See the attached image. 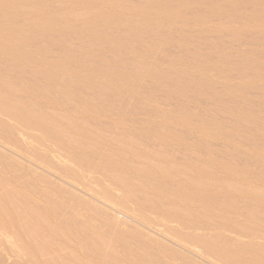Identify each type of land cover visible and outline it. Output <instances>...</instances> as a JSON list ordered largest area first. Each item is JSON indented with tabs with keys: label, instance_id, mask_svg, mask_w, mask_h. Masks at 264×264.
Listing matches in <instances>:
<instances>
[{
	"label": "rangeland",
	"instance_id": "374dc122",
	"mask_svg": "<svg viewBox=\"0 0 264 264\" xmlns=\"http://www.w3.org/2000/svg\"><path fill=\"white\" fill-rule=\"evenodd\" d=\"M260 1L259 0H190V1L189 0L188 1L187 0H4V1L0 0V46L2 47V48L0 47V50H1L0 51V59H1L0 60V79H2L0 80V84L4 82L1 85L5 87L3 88L0 85L1 86L0 91H2L0 92V96L2 95L3 97L1 96V98L7 101V104H5L6 101L4 103L5 106L10 105V108L13 107L14 109L17 108L20 110L21 108L20 105L23 104L21 111L28 110V112L26 111L24 112L22 111L23 113L21 111L19 112L22 114L25 113L24 116H27V115L30 116V115H33V113L34 115L35 113L36 114L39 113V115H43V116L45 115L42 121L36 120L34 116L30 117L29 119L30 121L27 119L28 122L24 120L22 121V119L20 120L19 118V120L23 123L21 122L19 123V121L13 117V119L18 121L19 125H17L16 124L17 122H14L15 120H13L12 118L9 120V118L6 117V115L8 114L10 115V113L8 112L6 107H5L6 110L3 107L4 101L3 100H2L3 102L1 101L3 106L0 105L1 106L0 111H3V109L4 111L0 112V115L3 116V117L1 116L3 119L7 118V121L5 119L3 120L0 117L1 118L0 119L1 120L0 121V124H1L0 125V128H1L0 129V184H1L0 185V189H1L0 190L1 191L0 192V196H1L0 197L1 198L0 199V210H1L0 211L1 212L0 214V220H1L0 233L3 232L0 234V237H1L0 238V264H31V263L32 264L33 263L34 264L36 263L37 264H42V263L43 264H54L53 262L54 260H55V264H60V263L61 264L62 263L63 264H74V262L75 264H114V263L115 264H231L232 263L233 264L235 261H236L235 264H240V263L241 264H246V263L247 264H252V263L253 264H264V254H263L264 253L263 251L264 250V227H263L264 226V218H263L264 217L263 215L264 214V209H263L264 208V201H263L264 200L263 198L264 197V194H263L264 193V182H263L264 181V85H263L264 84L263 83L264 82V68H263L264 66V16H263L264 15V0H260ZM214 3L215 4L217 3V4L215 5ZM190 4L194 6L190 7ZM167 5L170 8L166 7ZM184 5L185 6L187 5V6L185 7ZM257 5H259L260 8H257L259 7ZM216 8H218V11H215ZM162 9L165 11V13H169V15L165 14ZM171 11L172 12L174 11L175 13L173 12L172 14ZM253 12H254V15H253ZM256 13L260 16H258ZM208 14L211 16H209ZM170 15L172 16L173 19L171 18ZM252 15L254 19L252 18ZM178 16L181 18H179ZM200 16L201 18L204 17L205 19L204 20L201 19ZM257 17L261 19L258 21ZM249 21H251L250 24H249ZM259 23L263 25H260ZM245 25H246V28L250 27V29L249 30L248 28L245 29ZM259 27H260V30H259ZM262 27H263V30H262ZM255 28L256 30L258 29L257 32L255 31ZM21 32H23V34ZM12 34L13 36L17 35V38L19 37L18 34L22 36V37L20 36L18 39L14 38V40L10 38L11 40H13L11 42L13 44L15 43L14 45L10 44L11 42H10V39L8 38ZM23 35H25L26 37H24ZM20 38H23V39H21L20 41ZM3 40L4 41L7 40V41L4 42ZM2 44L4 46L6 45L5 46L6 48H9V44L13 45L11 46V48L13 47V49L11 48L6 49L5 47L3 48ZM2 49L4 51L9 50L11 52L9 53L8 51L7 53H3ZM11 53L16 58L13 57ZM4 54H6V56ZM251 54L254 56H252ZM254 58H256L257 61ZM58 59L61 61H59ZM251 59L254 60V62ZM15 60L17 61V63H15L16 62ZM62 60H64V62ZM249 62H252L253 64L250 63L249 65ZM63 63H65V66L63 65ZM61 65L63 66L61 67L62 69L60 68ZM88 67H93L95 69L93 68L89 69ZM220 68L222 71L220 70ZM190 69L191 71H188ZM45 70L46 71L49 70L51 73L49 71L48 72L51 75L49 74L48 76V72H46ZM71 70L73 72H71ZM62 71H63V74H62ZM69 71L71 72V74ZM43 72H46L47 74L44 73L45 74L44 75ZM89 72L91 73V76ZM217 72L219 75L217 74ZM222 72H224L225 75ZM110 75L112 78H110ZM80 76H83L81 77L83 79V80L81 79V81H80ZM162 76L164 77V79ZM42 77H43V80H42ZM56 77H57V81H55ZM86 77H88V79ZM168 77H170L173 81L169 79ZM47 78H50V79H47ZM118 78L120 79V81ZM166 78L167 80H165ZM114 79L116 80L117 83L115 82ZM187 79L190 81H188ZM176 80H181V81L179 82L177 81V84H176ZM58 81H60V83ZM170 82H173V84ZM226 82H228L227 85L229 84V86H226ZM61 83L62 84L65 83V85H62ZM178 83H181V84H178ZM3 84L8 85V87L4 86ZM42 84L46 85V87ZM102 84L103 85L106 84V87L102 86ZM40 85H42L44 88H41L42 86ZM92 85H94L95 87L92 88L93 87ZM181 85L183 86L181 87ZM29 86H32L31 88L33 90H31ZM65 86L67 89L65 88ZM74 86L75 87L77 86V87L75 88ZM27 87L29 89H27ZM52 87L53 88L55 87V89H53ZM71 87L73 88V90ZM45 89L47 90L45 91ZM41 91L42 93L40 94L39 92ZM48 91L49 92L51 91V92L48 93ZM35 92H37L38 94ZM90 98L92 100H90ZM54 99H58V100L54 101ZM13 101L16 103L14 104ZM86 102L88 103V105ZM10 103L13 105H11ZM92 103H94L95 105ZM84 104H86V106H84ZM14 105L15 106L17 105V107H14ZM96 108H100V109L102 108V109L100 110ZM82 109H85V110L87 109L88 112L87 111L85 112V110H82ZM106 109L107 111H105ZM240 109H241V112H240ZM41 110H44V111H41ZM103 110L104 112H101ZM5 111L8 114H5L6 113ZM45 111L47 114L48 113L49 114L47 115ZM41 112L45 114H41ZM179 113L180 115H178ZM79 114H82V115H79ZM9 115L8 117H10ZM48 116L50 117L47 118ZM59 116L61 117V119ZM181 116H183L184 118L182 117L183 119H181L180 118ZM244 116L247 118L245 119ZM45 117L47 119H45ZM160 118L161 119L164 118L165 120L164 119L161 120ZM49 119L50 120L53 119L54 121L53 120L50 121ZM47 120L49 123L47 122ZM37 121H39V123ZM176 121H178V123ZM26 122L30 126L27 125ZM81 122L83 123L82 129H81L82 126L79 127L80 124L82 125ZM205 122H207L208 124ZM33 123L35 124L38 123V124L35 127ZM40 123L41 125L42 124L43 125L41 126ZM192 123L195 125V127L193 126ZM38 125L41 127L42 131L44 130L43 128H46L45 130H47V133L51 131L52 133L50 132V134H53V135L45 134V136L47 135L45 137L42 131H38L39 130V128H37L39 127ZM47 125H49V127ZM186 125H188L189 127H186ZM55 126L57 127L55 128ZM70 126L72 128L74 127L72 129L74 132L71 131ZM208 126L211 128L214 127L215 130L213 128L212 129L208 128ZM14 127H15V130L21 129L23 132H24V129L25 130L28 129L29 132L30 130H32L31 132L33 134H31L30 136L31 132L30 133L25 132V135L27 134V136L25 137L24 133L21 130H19L20 132L17 131L18 133L15 130H13ZM33 128L35 129V131L37 130L36 131L37 133L39 132L38 134L40 137L32 136L35 134ZM193 128H196V129H193ZM79 129H81L80 132H79ZM88 129H89V132L87 131ZM198 129L200 131H198ZM53 130L56 133L55 136H54L55 133H53ZM212 130L214 131L218 130V131L214 132ZM14 131L16 132V134L14 133ZM169 131L170 132L172 131L171 134ZM210 131H211V134L209 133ZM59 132H60V135H59ZM86 132L87 134L89 133L90 134L87 135ZM22 133H23V136H22ZM37 133L35 135H37ZM40 133L41 134L43 133L42 134L43 137ZM80 133L81 135H79ZM215 133H218V134H215ZM91 134L94 135L95 138L96 137L97 138L95 139L94 136H92ZM157 134L161 137H159ZM130 135H132V137ZM154 135H156L157 137ZM19 136L21 137L19 138ZM5 137L6 138L9 137L10 139L7 138L6 140ZM67 137H70V138L67 139ZM90 137L93 138V140ZM46 138L47 140H50L49 141L50 145L46 146V144H44L45 141L48 144V141L46 140ZM61 138L63 139L64 142L62 141ZM128 138L129 139L131 138V139L128 140ZM71 139H73V144H70L72 143ZM24 140H25V146H24ZM39 140H41V142ZM42 140L44 142H42ZM80 140H82L83 143L80 142ZM111 140L113 141L116 140V142L115 141L111 142ZM32 141L36 142V144ZM85 141L87 144H85ZM229 141H232V142H229ZM234 141L236 144L234 143ZM27 142L31 144L34 143L32 145L33 147L30 144L28 145ZM88 142H91V143H88ZM113 143L114 145H111ZM123 143H124L125 148L122 147ZM53 144H55L54 147H53ZM82 144H85V145H82ZM89 144H91V146ZM237 144H240V145L236 146ZM26 145L29 146L30 148L26 147ZM95 145H96V148H95ZM117 145H119V147ZM127 145L129 147L131 146L130 151L128 150L129 148L126 147ZM243 145L246 147V148L244 147L245 150L243 149ZM87 146L89 147L88 149L86 148ZM114 146L116 147L114 148ZM50 147L55 148L54 149L55 151L53 149H50ZM63 147L64 148L67 147V149H64ZM248 147H252L253 149L248 148ZM35 148H37V150H35ZM195 148L197 151L194 150ZM48 150L50 151L48 152L49 154L47 153ZM83 150H84V154L82 155L83 152L81 153V151ZM94 150L96 151L99 150L97 152V154L98 153L99 154L97 155L96 151ZM137 150L139 152H137ZM249 150H251V152ZM56 151H58L59 153L61 151V154H57V153L55 154ZM132 151L136 152L137 157L133 156L135 153L132 154ZM140 151L143 153H141ZM207 151L208 153H206ZM40 152L44 154H41ZM87 152L89 153V155L87 154ZM147 152L149 154H146ZM161 152H163V155ZM65 153L67 154L65 155ZM85 153L88 156H86ZM91 153L94 155H90ZM110 153L111 154L114 153L115 157H114V154L111 155ZM164 153L165 154L167 153L166 156ZM52 154L54 155L51 156ZM68 154L70 156H68ZM151 154L152 156H148ZM157 154H159L160 156L162 155L163 157L162 159L166 158L167 160L164 159L162 161L161 158L158 157L159 155L157 156ZM142 155L144 156L143 162L139 161L143 158ZM59 156H63V157H59ZM90 156L91 157L96 156L97 158L93 157V159H91ZM108 156L109 157L113 156L111 158V161ZM147 156L150 157V159ZM170 156H171V159H170ZM80 157L82 158L84 157V158L82 159ZM98 157H101V158H98ZM65 158L68 159L67 163H66ZM87 158L88 159L90 158V160L92 161L90 160L87 161ZM203 158L205 159V161ZM214 158H216V160ZM57 159L59 163L57 162ZM84 159H85V162L87 161L86 164H84L85 163ZM105 159H109V160H105ZM126 160H128L127 162H129L130 164L125 162ZM209 160H212V161L209 162ZM80 161L82 163L84 162L83 165H80L82 164L80 163ZM102 161L104 163L108 161L109 162L106 163V165L105 164L102 165L103 164ZM120 161H123L124 163L123 162L120 163ZM164 161L165 162L168 161L167 164H164L165 163ZM203 161L205 165L203 164ZM69 162H70V165H69ZM117 162H119V167L117 165L118 164ZM56 163L58 164L56 165ZM90 163L93 164L91 165L92 171L89 170L91 168H88L90 166L89 165ZM110 163L111 164L113 163L112 166H110L111 165ZM126 163L129 165H126ZM146 163H148L147 164L148 166L145 165ZM209 163H210V166H209ZM212 163H213V169L211 167ZM231 163L233 164V166ZM150 164L151 166H149ZM194 164H195V167H194ZM228 164H231V165H228ZM141 165H144V168ZM196 165L197 166L204 165V166L197 167ZM217 165H220L221 168L220 166L217 167ZM227 165L229 168L231 166L233 168L236 166L235 170H232V172L227 171L226 168L229 169ZM171 166L172 167L174 166L172 168L173 170L171 169ZM225 166L226 168L224 169ZM70 167L74 169L76 173L79 172V174L76 175L73 172L74 170L72 171ZM191 167L193 168V170L194 168L196 170H194L193 172ZM242 167L243 169H241ZM98 168H100V170ZM157 168L159 169L157 170ZM202 168L204 170H201ZM66 169H67V172L64 171ZM148 169L149 170L151 169V170L149 171ZM166 169H169V170H166ZM162 170L166 171L165 172L166 174L162 173L164 172ZM170 170L171 172L173 171V175L172 174L170 175L169 173ZM229 170H231V168ZM239 170H241V172ZM99 171L100 172L102 171L101 172L103 174L102 177L104 176V174L106 176L103 178H100L101 173H99ZM196 171L199 173H197ZM219 171L225 172V173L229 172V173H226V174L224 173L225 174L224 175ZM72 172L75 174L73 175L77 179L74 178V176L72 175ZM118 172L120 175L118 174ZM174 172H177V173H174ZM181 172H182V175L180 174ZM83 173H86V174H84L83 176ZM90 173L92 174L93 177L91 176ZM200 173H202V175ZM203 174L209 175L208 178L207 176ZM246 174L248 175V177ZM67 175H69V177H67ZM97 175L98 177H96ZM121 175L124 178L121 177ZM219 175H221L222 177H220ZM2 176H4L3 179H2ZM131 176H134V178ZM144 176L147 179L144 178ZM181 176H184L185 180ZM254 176L256 179H254ZM10 177H11V180H10ZM78 177H80L79 180H81V182L78 180ZM106 177H108V179H106ZM159 177H161V179L165 178L164 181L163 179L161 181ZM212 177H214V179ZM217 177L219 178L218 181H217L218 179ZM98 178L102 180L100 183H98L100 181V179ZM156 178H158V180H156ZM229 178H231V180ZM257 178H260V180H263V181L261 182ZM128 179H130V181ZM145 179L149 181H145ZM182 179L185 184L183 183ZM155 180L157 181L156 185H155ZM190 180L193 182L195 181V182L192 183ZM211 180H214L213 181L214 183H212ZM116 181L118 182L120 181V182L118 183ZM132 181L134 182L131 183ZM209 181L211 184L209 183ZM222 181H223V184H222ZM158 182L163 185L161 186ZM257 182H259V184ZM108 183H110V185H108ZM127 183L128 184L130 183V184L126 185ZM177 183L179 184L177 185ZM195 183L196 184L198 183V184L195 185ZM228 183L232 185H229ZM34 184L36 186H34ZM159 185H160V188H159ZM179 185L188 186V187H184L185 188L184 189L183 186H179ZM202 185H203L202 187L203 190L201 189ZM223 185H224V188H223ZM9 186L10 187L13 186V187L10 188ZM32 186H34V188ZM99 186L101 188L104 187L106 191L103 192L104 188H102L101 190ZM127 186H130V188ZM190 186H193V187H190ZM214 186L217 188H215ZM247 186H250L251 188ZM96 187L98 188V190ZM150 187H153L152 188L153 190ZM239 187L241 188V190ZM37 188L39 189L37 190ZM134 188H137L136 189L137 191L136 190L134 191ZM165 188L167 189L166 190L167 192L165 191ZM192 188L194 189V191ZM19 189L22 191H19ZM117 189L120 190L121 192L119 191L120 192L119 193ZM126 189L127 191H129L127 192V194H129L128 195L129 198L131 196L130 200L128 196L125 199L126 191L124 194V190ZM190 189H192L193 192ZM231 189L232 191H230ZM99 190H101V192H99ZM5 191H7L8 193ZM15 191L16 192L18 191V196H17V193L15 194ZM171 191L172 192L175 191L173 192L175 195L171 193ZM186 191H188V193ZM237 191H239L240 193ZM245 191L246 193H244ZM59 192L60 194H62V196L59 194ZM181 192H184L186 196L182 197L183 193ZM231 192H234V194ZM100 193H103L104 195ZM176 193H177V196H176ZM189 193L191 194L188 196L187 194ZM195 193L198 196L195 195ZM200 193L202 197L204 194L203 198L201 197V195H199ZM7 195L11 197L10 200H9V197H7ZM46 195H48V197ZM106 195H108V197L105 198ZM247 195H249L248 198H247ZM22 197L23 199H19ZM38 198L40 199V201ZM55 198L57 199L60 198V199L57 200ZM210 198L214 201V203ZM4 199L6 201H4ZM45 199H47V201ZM194 199L197 202L194 203ZM257 199H259L260 201H258ZM2 200L4 201V203ZM13 200L15 203H13ZM215 200H217L216 201L217 203L219 202L221 205L223 204L222 207L220 204H218L219 205L218 206L217 203H215ZM226 200L231 203L227 202ZM44 201H46L47 203ZM206 201L207 202L209 201L208 202L209 204L205 203ZM249 201L250 203H252L253 201V203L249 205L250 204ZM10 202H12L13 204ZM16 202L18 203L20 202L21 204L19 203L20 204L19 205ZM54 203H58V204H54ZM62 203L63 205L65 204L64 207L63 205H61ZM141 203H143V205ZM198 203L200 205H198L197 207ZM257 203L259 205H257ZM2 204L4 208L1 206ZM8 204H11V205H8ZM17 204H18V207H17ZM136 204H141V207L140 206L139 208L136 207L138 206ZM174 204L176 207L174 206ZM231 204L232 205L234 204V206H232ZM37 205L38 207L33 208L34 206H37ZM51 205H53L54 207H51ZM169 205L172 207V209L169 208ZM224 205L226 207H223ZM19 206L23 208L19 210L20 209ZM65 206L67 209H65ZM7 207L11 209L9 210ZM29 207L30 209L28 211ZM215 207H218V208L216 209ZM227 207H229L231 210L229 208L228 210ZM252 207L255 208L254 211L256 213V216H254L255 213L253 214L254 211ZM15 208L17 211L19 210V212L14 211ZM24 208H27L26 211ZM31 208H33V211ZM155 208H158V209L155 210ZM175 208L177 209L175 210ZM250 208H252V210ZM57 209L59 211L61 210L60 213L59 211H57ZM64 209L66 210V212ZM146 209H150V210H147V212H145ZM7 210H9V212H7ZM162 210H164L165 212ZM166 210H167V213H166ZM30 211L34 213L32 214ZM38 211L39 212L41 211L40 212L41 214ZM84 211H86V213H84ZM140 211L142 213H140ZM153 211L154 213L157 212L156 214L158 215L153 216L154 215ZM26 212H28L32 218L29 215H27L28 213L26 214ZM47 212L48 213L51 212V213L48 214ZM78 212L81 215H79ZM163 212L165 216L168 214V212L170 214L172 213L173 214L171 216L168 214L167 215L168 217L167 216L163 217L164 216ZM8 213L9 214L11 213V214L9 215ZM17 213H20L18 214L19 217L17 216ZM35 213L36 214L39 213V214L36 215ZM70 213L71 214L74 213L73 216ZM144 213L146 214V216L142 215ZM182 213L184 216L182 215ZM13 214L17 218H15ZM82 214L84 215L86 214V215L84 216ZM11 215L14 216V218ZM243 215H245L246 217ZM250 215H253L254 217H251ZM257 215L260 217L261 221ZM44 216H46L47 218L46 217L43 218ZM59 216L61 217L60 222H59V219H60ZM74 216L77 218H75ZM176 216H178V218ZM237 216L238 217L240 216L239 218L241 220L243 219L242 221L244 223L240 221V219ZM9 217H12L13 219ZM3 218L5 220L7 219L6 220L7 222ZM37 218L40 220L41 224L39 223V220H37ZM48 218L52 221L50 222ZM162 218H164V220ZM254 218L257 219L258 221L254 220ZM55 219H56V222H55ZM80 219H83L82 220L83 222L82 221L80 222ZM84 219H85V222H84ZM156 219H158L160 222L158 220L154 221ZM20 220L22 223L23 222L25 223H23L22 225ZM32 220L34 221V223ZM41 220H44V221H41ZM53 220L55 223L53 222ZM70 220H72V222ZM18 221L21 223V225L18 223ZM70 222L73 224L71 225ZM163 222H165L167 225ZM174 222H176V225ZM239 222H241V224ZM7 223H9L10 225H7ZM50 223H52L51 225L52 227L50 226ZM59 223L62 227L59 226ZM64 223L67 226H64ZM77 223L78 224L80 223L81 226L78 225ZM157 223H160V224L156 226ZM238 223L239 225H236ZM257 223L261 225H258ZM38 224L39 226L40 225L41 226L39 227ZM53 224L54 226L57 225L56 226L57 228L54 227ZM186 224H187V227H186ZM233 224L236 225V229H234L235 227ZM246 224L248 225V228ZM252 224H255V225H252ZM3 226H6V227L4 228ZM28 226L30 227L31 231L32 230L34 231L33 234H30L33 231L31 232L30 230H27L29 229ZM79 226L81 227L80 229H79ZM207 226L208 227L210 226L211 228L210 227L208 228ZM224 226H226L224 229L225 232L224 230H222ZM238 226H239V229L237 228ZM8 227H10L11 230H8ZM87 227H89L88 232L85 233V231H87ZM242 227L245 228L246 230L245 229L243 230ZM34 228L36 229L37 232L40 231L42 233H38L39 236L36 235L37 232L34 230ZM37 228H39L38 229L39 231L37 230ZM64 228H68L69 231ZM19 229L24 230V232L23 231L22 232L23 234L26 232L25 233L26 235L25 234L23 235ZM218 229H221L222 231L221 230L218 231ZM49 230H50L49 233L54 232L53 236H51L52 234L48 233ZM167 230H170V231H167ZM255 230L257 232H255ZM4 231L6 233L9 231V233L6 234ZM59 231L61 232L59 233ZM43 233L45 236L43 235ZM66 233H67V237L66 239L62 238L63 240L62 241L60 239L61 238L60 236L61 235L66 236ZM72 233L73 235H71ZM88 233L89 235H87ZM167 233L170 235H168ZM173 233H176V234H173ZM57 234L60 235L58 238H57L58 236ZM27 235H29L28 238H27ZM183 235H185L184 238H183ZM30 236L31 238H29ZM65 236H62V237L65 238ZM71 236H74L75 238L74 237L70 238ZM83 236L87 238L84 239ZM179 236L182 239L178 238ZM187 236H189L190 238ZM218 237L220 238V240ZM25 238H26V241H25ZM34 238L38 240L36 239L34 240ZM39 238H40V241H39ZM46 238H48V240ZM192 238L194 239V241ZM216 238H218V240ZM18 239H19L18 241L19 243L17 242ZM42 239H45V240H42ZM51 239H52V242H50ZM65 240H67L68 242ZM86 240L87 241L89 240L88 242L90 244H88ZM33 241L34 243L37 241L35 245H37V243L39 242L41 243L43 242L42 243L43 246L41 243H40L41 245L38 244L39 247L36 246L37 248H40V249L42 248L43 250L42 252L36 247H35V250L37 251H34L35 245H32ZM57 241H58V244L56 243ZM203 241H207V242L205 243ZM59 242H61V244ZM63 242H67V244ZM114 242L117 244H115ZM189 242L191 243L193 242V244ZM214 242L215 243L218 242L217 243L218 246L217 244L215 245ZM121 243H122V247H121ZM204 243H205V246L203 245ZM19 244L22 245V247L19 246ZM58 245H60L59 248H58ZM212 245H215V246L213 247ZM219 245L220 247L221 245L222 246L224 245L223 247L225 248L223 247L220 248ZM24 246L28 248L26 249ZM29 246H30V250H29ZM49 246L51 248H49ZM52 246L55 249H53ZM112 246H115L116 249L115 247L113 248ZM45 247L48 249H46ZM98 247H101V249L100 248L98 249ZM196 247L197 248L199 247V248L196 249ZM86 248L88 249L90 248L89 252L87 251L88 249ZM124 248L126 249V251L124 250ZM215 248H217L219 251ZM240 248H242V251L244 252H242ZM260 248L261 250L262 249L263 250L261 251ZM92 249L95 250L96 252L93 251ZM96 249H98V253ZM120 249H123V250H120ZM20 250L21 251L23 250L24 254L20 252ZM79 250L82 252V254H85V255L80 254L81 252L78 253ZM213 250H215L216 252L215 253L211 252ZM255 250L257 254L254 253ZM122 251L124 252V254L122 253ZM34 252L36 253V256ZM37 252L40 253L42 257H39L40 255L37 254ZM116 252L118 253L117 255H115ZM222 252H226L228 255L226 253L225 255ZM258 252L261 254L259 255ZM231 253L233 254L231 255ZM241 253L244 255L245 259ZM251 253L255 255L252 256ZM27 254H30V257L33 255V257H31L32 259ZM223 254L225 258L224 256H222ZM26 255L30 259L26 257ZM74 255H76V257H72ZM37 256L39 257L38 259H37ZM219 256L223 258L220 259ZM250 256L253 257L254 261L251 260ZM256 256L258 257V259ZM70 257L72 258L71 261H70ZM112 257L113 258L115 257L116 259L115 258L113 259ZM240 257L241 259H243V261L239 259ZM75 258L77 259L78 263L76 262ZM229 259H231L232 261ZM245 260H248V261L245 262ZM113 261H116V262L113 263ZM224 261H227V262H224Z\"/></svg>",
	"mask_w": 264,
	"mask_h": 264
},
{
	"label": "bare ground",
	"instance_id": "6f19581e",
	"mask_svg": "<svg viewBox=\"0 0 264 264\" xmlns=\"http://www.w3.org/2000/svg\"><path fill=\"white\" fill-rule=\"evenodd\" d=\"M3 1H4V0H3ZM187 1H188V0H187ZM189 1H190V0H189ZM259 1H260V0H259ZM120 2H121V1H120ZM191 2H193V1H191ZM260 2H262V1H260ZM115 4H116V3H115ZM117 4H119V3H117ZM167 4H168V3H167ZM191 4H192V3H191ZM191 4H190V7L192 6ZM212 4H213V3H212ZM214 4H215V3H214ZM216 4H217V3H216ZM216 4H215V5H216ZM239 4H240V3H239ZM257 4H258V3H257ZM260 4H261V3H260ZM262 4H263V3H262ZM37 5H38V4H37ZM165 5H166V4H165ZM165 5H164V6H165ZM187 5H188V4H187ZM187 5H186V6H187ZM171 6H173V5H171ZM184 6H185V5H184ZM184 6H183V7H184ZM186 6H185V7H186ZM188 6H189V5H188ZM193 6H194V5H193ZM193 6H192V7H193ZM257 6H259V5H257ZM166 7H169V6L167 5ZM174 7H175V6H174ZM169 8H170V7H169ZM181 8H182V7H181ZM257 8H260V6L257 7ZM163 9H164V8H163ZM163 9H162V10H163ZM179 9H180V8H179ZM212 9H213V8H212ZM214 9H215V8H214ZM163 11H164V10H163ZM211 11H213V10H211ZM215 11H218V8H216ZM171 12H172V11H171ZM171 12H170V13H171ZM173 12H174V11H173ZM173 12H172V14H173ZM251 12H252V11H251ZM251 12H250V14H251ZM164 13H165V11H164ZM174 13H175V12H174ZM218 13H219V12H218ZM165 14L169 15V13H165ZM172 14H171V15H172ZM198 14H200V13H198ZM198 14H197V15H198ZM256 14H257V13H256ZM171 15H170V16H171ZM178 15H179V14H178ZM201 15H202V14H201ZM205 15H207V14H205ZM208 15H209V14H208ZM214 15H215V14H214ZM253 15H254V12H253ZM253 15H252V18H253ZM257 15H258V14H257ZM172 16H173V15H172ZM172 16H171V18H172ZM209 16H211V15H209ZM248 16H249V15H248ZM258 16H260V15H258ZM263 16H264V15H263ZM174 17H175V16H174ZM178 17H179V16H178ZM195 17H196V16H195ZM250 17H251V16H250ZM179 18H181V17H179ZM200 18H201V16H200ZM200 18H199V20H200ZM172 19H173V18H172ZM201 19L204 20L205 18L202 17ZM253 19H254V18H253ZM260 19H261V18H260ZM260 19L257 17V20H258V21H259ZM249 20H250V19H249ZM251 20H252V19H251ZM262 20H263V19H262ZM176 21H177V20H176ZM179 21H180V20H179ZM252 21H253V20H252ZM254 21H255V20H254ZM258 21H257V22H258ZM262 22H263V21H262ZM250 23H251V21H249V24H250ZM249 24H248V26H249ZM259 24H260V23H259ZM254 25H255V23H254ZM257 25H258V24H257ZM260 25H263V24H260ZM256 27H257V26H256ZM260 27H261V26H260ZM260 27H259V30H260ZM247 28H248V30L250 29V27H247ZM247 28H246V25H245V29H247ZM253 30H254V29H253ZM257 30H258V29H257ZM257 30H256V28H255V31H256V32H257ZM262 30H263V27H262ZM262 30H261V31H262ZM25 31H26V30H25ZM25 31H24V32H25ZM27 31H28V30H27ZM5 32H6V31H5ZM7 32H8V31H7ZM13 32H14V31H13ZM259 32H260V31H259ZM10 33H11V32H10ZM10 33H8V34H10ZM14 33H15V32H14ZM19 33H20V32H19ZM21 33L23 34V32H21ZM27 34H28V32H27ZM25 35H26V34H25ZM25 35H23V36L26 37ZM1 36H2V35H1ZM8 36H9V35H8ZM12 36H13V34L10 35V37H8V38H9V39L11 38V39H13V40H14V38H17V35H14L13 38H12ZM15 36H16V37H15ZM18 36L20 37L21 35L18 34ZM19 37H18V38H19ZM21 37H22V36H21ZM18 38H17V39H18ZM11 39H10V42L13 41V40H11ZM21 39H23V38H20V41H21ZM7 40H8V39H7ZM7 40H6V41H7ZM3 41H4V40H3ZM6 41H4V42H6ZM15 42H16V41H15ZM5 44H6V43H5ZM10 44H13V43L11 42ZM10 44H9V48H11V46H13L15 43H14L13 45H10ZM2 45H3V44H2ZM5 46H6V45H5ZM5 46L3 45V48H4ZM0 47H1V46H0ZM1 48H2V47H1ZM5 48H6V47H5ZM9 48H6V49H9ZM11 49H13V47H12ZM11 49H10V50H11ZM2 50H3V49H2ZM0 51H1V50H0ZM8 51H9V50H8ZM8 51H7V50H6V51L3 50L2 52H3V53H7ZM10 52H11V51H9V53H10ZM12 52H13V51H12ZM9 53H8V54H9ZM11 54H12V53H11ZM14 54H15V53H14ZM67 54H68V53H67ZM4 55L6 56V54H4ZM12 55H13V54H12ZM16 55H17V54H16ZM251 55H252V54H251ZM251 55H250V56H251ZM8 56H9V55H8ZM65 56H67V55H65ZM65 56H64V58H65ZM246 56H247V55H246ZM252 56H254V55H252ZM252 56H251V57H252ZM13 57H15V56L13 55ZM15 58H16V57H15ZM15 58H14V59H15ZM17 58H18V57H17ZM61 59H63V58H61ZM69 59H70V58H69ZM254 59L257 61L256 58H254ZM0 60H1V59H0ZM58 60H59V59H58ZM65 60H66V58H65ZM70 60H71V59H70ZM70 60H68V61H70ZM251 60H252V59H251ZM2 61H3V60H2ZM15 61H16V60H15ZM55 61H56V60H55ZM59 61H61V60H59ZM62 61L64 62V60H62ZM252 61L254 62V60H252ZM119 62H120V61H119ZM15 63H17V61H16ZM67 63H68V62H67ZM250 63H252V62H249V65H250ZM252 64H253V63H252ZM252 64H251V65H252ZM258 64H259V63H258ZM51 65H52V64H51ZM54 65H55V64H54ZM58 65H59V63H58ZM58 65H57V66H58ZM63 65L65 66V63H63ZM122 65H123V64H122ZM122 65H121V66H122ZM245 65H246V64H245ZM260 65H261V64H260ZM37 66H39V65H37ZM118 66H119V65H118ZM216 66H217V65H216ZM58 67H59V66H58ZM61 67H63V66L61 65L60 68H61ZM217 67H218V66H217ZM220 67H221V66H220ZM223 67H224V66H223ZM225 67H226V66H225ZM247 67H248V66H247ZM257 67H259V66H257ZM261 67H262V66H261ZM88 68L90 69V68H93V67H88ZM188 68H189V67H188ZM221 68H222V67H221ZM221 68H220V70H221ZM263 68H264V66H263ZM51 69H52V68H51ZM56 69H57V67H56ZM61 69H62V68H61ZM64 69H65V68H64ZM85 69H86V68H85ZM93 69H95V68H93ZM191 69H192V68H191ZM191 69L188 70V71H191ZM196 69H197V67H196ZM216 69H217V68H216ZM216 69H215V70H216ZM58 70H60V69H58ZM87 70H88V69H87ZM87 70H85V71H87ZM184 70H185V68H184ZM186 70H187V69H186ZM192 70H193V69H192ZM213 70H214V69H213ZM218 70H219V69H218ZM224 70H225V68H224ZM226 70H227V69H226ZM45 71H46V70H45ZM48 71H49V70H48ZM48 71H46V72H48ZM63 71H64V70H63ZM63 71H62V74H63ZM67 71H68V70H67ZM90 71H91V70H90ZM92 71H93V70H92ZM97 71H98V69H97ZM221 71H222V70H221ZM46 72H43V74L46 73ZM49 72H50V71H49ZM49 72H48V76H49V74L51 73V72H50V73H49ZM57 72H58V71H57ZM69 72H70V71H69ZM71 72H73V71L71 70ZM71 72H70V74H71ZM95 72H96V70H95ZM218 72H219V71H218ZM218 72H217V74H218ZM59 73H60V72H59ZM65 73H66V72H65ZM65 73H64V74H65ZM89 73H90V72H89ZM97 73H98V72H97ZM202 73H204V72H202ZM219 73H220V72H219ZM222 73L224 74V72H222ZM46 74H47V73H46ZM55 74H56V72H55ZM62 74H61V75H62ZM68 74H69V73H68ZM68 74H67V75H68ZM72 74H73V73H72ZM95 74H96V73H95ZM110 74H111V73H110ZM204 74H206V73H204ZM223 74H222V75H223ZM44 75H45V74H44ZM50 75H51V74H50ZM59 75H60V74H59ZM88 75H89V74H88ZM93 75H94V74H93ZM97 75H98V74H97ZM215 75H216V74H215ZM218 75H219V74H218ZM218 75H217V76H218ZM222 75H221V77H222ZM224 75H225V74H224ZM52 76H53V74H52ZM52 76H51V77H52ZM56 76H57V75H56ZM86 76H87V75H86ZM90 76H91V73H90ZM90 76H88V77H90ZM95 76H96V75H95ZM108 76H109V75H108ZM116 76H117V75H116ZM1 77H2V76H1ZM46 77H47V76H46ZM57 77H58V76H57ZM57 77H56V80H55V81H57ZM81 77H83V76H80V81H81V79H82ZM88 77H86V78L88 79ZM162 77H163V76H162ZM209 77H210V76H209ZM225 77H226V76H225ZM225 77H224V78H225ZM44 78H45V77H44ZM77 78H78V77H77ZM86 78H85V79H86ZM91 78H92V77H91ZM110 78H112L111 75H110ZM110 78H109V79H110ZM160 78H161V77H160ZM168 78L171 79L170 77H168ZM224 78H223V79H224ZM228 78H229V76H228ZM45 79H46V78H45ZM47 79H50V78H47ZM54 79H55V78H54ZM59 79H60V78H59ZM75 79H76V78H75ZM85 79H84V80H85ZM87 79H86V80H87ZM118 79H119V78H118ZM163 79H164V77H163ZM169 79H168V80H169ZM203 79H204V78H203ZM210 79H211V78H210ZM230 79H231V78H230ZM230 79H229V80H230ZM0 80H2V79H0ZM42 80H43V77H42ZM42 80H41V81H42ZM65 80H66V79H65ZM65 80H64V81H65ZM82 80H83V79H82ZM96 80H97V79H96ZM111 80H112V79H111ZM114 80H115V79H114ZM165 80H167V78H166ZM171 80H172V79H171ZM187 80H188V79H187ZM187 80H186V81H187ZM225 80H226V79H225ZM3 81H4V80H3ZM61 81H63V80H61ZM66 81H67V80H66ZM75 81H76V80H75ZM90 81H91V80H90ZM119 81H120V79H119ZM162 81H163V80H162ZM169 81H170V80H169ZM172 81H173V80H172ZM177 81L179 82V81H181V80H176V84H177ZM188 81H190V80H188ZM193 81H194V80H193ZM1 82H2V81H1ZM5 82H6V81H5ZM8 82H9V81H8ZM58 82L60 83V81H58ZM72 82H73V81H72ZM76 82H77V81H76ZM76 82H75V83H76ZM88 82H89V81H88ZM115 82H116V80H115ZM166 82H167V81H166ZM174 82H175V81H174ZM203 82H204V81H203ZM229 82H230V81H229ZM2 83H4V82H2ZM2 83H1V84H2ZM47 83H48V82H47ZM59 83H58V84H59ZM73 83H74V82H73ZM80 83H81V82H80ZM90 83H91V82H90ZM96 83H97V82H96ZM109 83H110V82H109ZM113 83H114V81H113ZM116 83H117V82H116ZM170 83L173 84V82H170ZM190 83H191V82H190ZM195 83H196V82H195ZM227 83H228V82H226V86H229V84L227 85ZM263 83H264V82H263ZM1 84H0V85H1ZM6 84H7V83H6ZM44 84H45V83H44ZM44 84H42V85H44ZM58 84H57V85H58ZM61 84H62V83H61ZM82 84H83V83H82ZM111 84H112V83H111ZM119 84H121V83H119ZM168 84H169V83H168ZM176 84H174V85H176ZM178 84H181V83H178ZM3 85H4V84H3ZM42 85H40V86H42ZM54 85H56V84H54ZM62 85H65V83L62 84ZM70 85H72V84H70ZM73 85H75V84H73ZM79 85H80V84H79ZM114 85H115V84H114ZM263 85H264V84H263ZM1 86H2V85H1ZM1 86H0V87H1ZM4 86H7V87H8V85H4ZM27 86H28V85H27ZM36 86H37V85H36ZM44 86L46 87V85H44ZM52 86H53V85H52ZM66 86H67V85H66ZM66 86H65V88H66ZM77 86H78V85H77ZM77 86H76V87H77ZM92 86H93L92 88H94V87L96 86V84H95V86H94V85H92ZM102 86H105V87H106V84H105V85L102 84ZM115 86H116V85H115ZM118 86H120V85H118ZM182 86H183V85H181V87H182ZM189 86H191V85H189ZM2 87H3V86H2ZM29 87L31 88L32 86H29ZM48 87H49V86H48ZM74 87H75V86H74ZM76 87H75V88H76ZM113 87H114V86H113ZM116 87H117V86H116ZM192 87H193V86H192ZM194 87H195V86H194ZM3 88H5V87H3ZM41 88H44V87L42 86ZM52 88H53V87H52ZM52 88H51V89H52ZM71 88H72V87H71ZM78 88H79V87H78ZM78 88H77V89H78ZM100 88H101V87H100ZM102 88H103V87H102ZM27 89H29V88L27 87ZM38 89H39V87H38ZM53 89H55V87H54ZM66 89H67V88H66ZM77 89H76V91H77ZM104 89H105V88H104ZM114 89H115V88H114ZM179 89H180V87H179ZM194 89H195V88H194ZM3 90H4V89H3ZM31 90H33V89L31 88ZM36 90H37V89H36ZM43 90H44V89H43ZM43 90H42V91H43ZM46 90H47V89H45V91H46ZM69 90H70V88H69ZM72 90H73V88H72ZM196 90H197V89H196ZM229 90H230V89H229ZM29 91H30V90H29ZM39 91H40V90H39ZM42 91L39 92V93L41 94ZM51 91H52V90H51ZM51 91H50V92H51ZM194 91H195V90H194ZM0 92H2V91H0ZM32 92H33V91H32ZM50 92L48 91V93H50ZM65 92H66V90H65ZM72 92H74V91H72ZM3 93H4V92H3ZM35 93H37V92H35ZM70 93H71V91H70ZM76 93H77V92H76ZM37 94H38V93H37ZM66 94H67V93H66ZM66 94H64V95H66ZM68 95H69V93H68ZM1 96H2V95H1ZM1 96H0V105L3 106V104L5 103L6 100H5V99H2ZM2 97H3V96H2ZM50 97H51V96H50ZM51 98H52V97H51ZM85 98H86V97H85ZM6 99H7V97H6ZM87 99H88V98H87ZM2 100H3L4 102H3ZM55 100L57 101L58 99H54V101H55ZM83 100H84V99H83ZM90 100H92V99L90 98ZM1 101L3 102V104H2ZM84 101H85V100H84ZM88 101H89V100H88ZM8 102H9V101H8ZM89 102H90V101H89ZM93 102H94V101H93ZM13 103L15 104L16 102L13 101ZM57 103H58V102H57ZM82 103H83V102H82ZM84 103H85V102H84ZM86 103H87V102H86ZM94 103H95V102H94ZM94 103H92V104H94ZM5 104H7V101H6ZM5 104H4L3 107H4V108L6 107L7 110H8V112L10 113V115H9V114L5 111V112H6L5 114H8V115L10 116V117H8V115H6V117L9 118V120H10L11 118L13 119V117H14L15 119H17V120L19 121V123L21 122V121H20L21 119H22V121L24 120V121H27V122H28V120L30 119V117L34 116V118H35L36 120L42 121L43 118H44V116H45V115H44V116H43V115H39V113H38V114L35 113V115H37V116H35L34 113H33V115H30V116H28V115H27V116H24L25 113H24V114H22V113H23L24 111H26V110H24V111L22 110L23 112L21 111V108L23 107V106H22L23 104L20 105V103H19V105L21 106V108L18 106V107L20 108V110L17 109V108L14 109L13 107L10 108V105H9V106H5ZM8 104H9V103H8ZM10 104H11V103H10ZM24 104H25V103H24ZM95 104H96V103H95ZM95 104H94V105H95ZM11 105H13V104H11ZM17 105H18V103H17ZM17 105H16V106L14 105V107H17ZM87 105H88V103H87ZM94 105H93V106H94ZM1 106H0V108H1ZM24 106H26V105H24ZM27 106H28V105H27ZM84 106H86V104H84ZM87 107H88V106H87ZM91 107H92V106H91ZM97 107H98V106H97ZM99 107H100V106H99ZM6 108H5V110H6ZM26 108H28V107H26ZM103 108H104V107H103ZM2 109H3V108H2ZM2 109H1V110H2ZM23 109H24V108H23ZM96 109H100V108H96ZM101 109H102V108H101ZM101 109H100V110H101ZM30 110H31V109H30ZM82 110H85V109H82ZM89 110H90V108H89ZM94 110H95V109H94ZM3 111H4V109H3ZM3 111H0V112H3ZM19 111H21L22 113H20ZM41 111H44V110H41ZM86 111H87V109L85 110V112H86ZM98 111H99V110H98ZM105 111H107V109H106ZM236 111H237V109H236ZM26 112H28V110H27ZM33 112H35V111H33ZM80 112H81V111H80ZM87 112H88V111H87ZM93 112H94V111H93ZM99 112H100V111H99ZM101 112H104V110L101 111ZM238 112H239V111H238ZM240 112H241V109H240ZM240 112H239V113H240ZM11 113H12V115H11ZM45 113H46V111H45ZM45 113L41 112V114H45ZM94 113H95V112H94ZM3 114H4V113H3ZM5 114H4V115H5ZM26 114H27V113H26ZM31 114H32V113H31ZM46 114H47V113H46ZM48 114H49V113H48ZM48 114H47V115H48ZM52 114H53V113H52ZM83 114H84V113H83ZM102 114H103V113H102ZM105 114H106V113H105ZM181 114H182V113H181ZM240 114H241V113H240ZM13 115H14V116H13ZM22 115H23V116H22ZM79 115H82V114H79ZM178 115H180V113H179ZM178 115H176V116H178ZM185 115H186V114H185ZM245 115H246V114H245ZM1 116H2V115H0V117H1ZM17 116H18V117H17ZM53 116H54V115H53ZM60 116H61V115H60ZM60 116H59V117H60ZM165 116H166V115H165ZM174 116H175V115H174ZM189 116H190V115H189ZM2 117H3V116H2ZM2 117H1V118H2ZM16 117H17V118H16ZM49 117H50V116H48L47 118H49ZM54 117H55V116H54ZM163 117H164V116H163ZM168 117H169V116H168ZM182 117H183V116H181L180 118L183 119L184 117H183V118H182ZM241 117H243V116H241ZM1 118H0V119H1ZM7 118H4V119L7 121ZM19 118H20V120H19ZM47 118L45 117V119H47ZM56 118H57V117H56ZM165 118H166V117H165ZM169 118H170V117H169ZM169 118H168V119H169ZM171 118H173V117H171ZM244 118L246 119L247 117L244 116ZM248 118H249V117H248ZM250 118H251V117H250ZM2 119H3V118H2ZM4 119H3V120H4ZM15 119H13V120H15ZM27 119H28V120H27ZM45 119H44V120H45ZM60 119H61V117H60ZM63 119H64V118H63ZM160 119H161V118H160ZM163 119H164V118H163ZM163 119H161V120H163ZM189 119H190V118H189ZM13 120H12V121H13ZM49 120H50V119H49ZM51 120H53V119H51ZM51 120H50V121H51ZM65 120H66V119H65ZM77 120H78V119H77ZM77 120H76V121H77ZM164 120H165V119H164ZM173 120H174V119H173ZM178 120H180V119H178ZM192 120H193V119H192ZM0 121H1V120H0ZM18 121L15 120L14 122H17L16 124L19 125ZM29 121H30V120H29ZM32 121H33V119H32ZM39 121H37V122L39 123ZM53 121H54V120H53ZM53 121H52V123H53ZM55 121H57V120H55ZM61 121H62V120H61ZM79 121H80V120H79ZM81 121H82V120H81ZM167 121H168V120H167ZM171 121H172V120H171ZM10 122H11V121H10ZM27 122H26V123H27ZM47 122H48V120H47ZM176 122L178 123V121H176ZM184 122H185V121H184ZM4 123H5V122H4ZM4 123H3V124H4ZM21 123H23V122H21ZM38 123H36V124L33 123V125L36 127ZM42 123H43V122H42ZM48 123H49V122H48ZM55 123H56V122H55ZM75 123H76V122H75ZM78 123H79V122H78ZM81 123H82V122H81ZM205 123H207V122H205ZM205 123H204V124H205ZM6 124H8V123H6ZM6 124H5V125H6ZM70 124H71V122H70ZM192 124H193V123H192ZM207 124H208V123H207ZM0 125H1V124H0ZM9 125H10V124H9ZM9 125H8V126H9ZM17 125H16V126H17ZM20 125H21V124H20ZM25 125H26V124H25ZM27 125H29V124L27 123ZM40 125H41V123H40ZM42 125H43V124H42ZM42 125H41V126H42ZM49 125H50V124H49ZM49 125H47V126L49 127ZM54 125H56V124H54ZM61 125H62V124H61ZM78 125H79V124H78ZM78 125H77V126H78ZM163 125H164V124H163ZM197 125H199V124H197ZM212 125H213V124H212ZM8 126H7V127H8ZM14 126H15V125H14ZM29 126H30V125H29ZM34 126H33V127H34ZM38 126H39V125H38ZM52 126H53V125H52ZM58 126H59V125H58ZM73 126H74V125H73ZM81 126H82V127H81ZM193 126L195 127L194 124H193ZM193 126H192V127H193ZM201 126H202V125H201ZM201 126H200V127H201ZM1 127H2V126H1ZM5 127H6V126H5ZM56 127H57V126H55V128H56ZM60 127H61V126H60ZM70 127H71V126H70ZM79 127H81V129H82V128H83V123H82V125L80 124ZM186 127H189V126L186 125ZM197 127H199V126H197ZM204 127H205V126H204ZM215 127H216V126H215ZM16 128H18V127H16ZM24 128H25V126H24ZM24 128H23V129H24ZM37 128H39L38 131H42V129H41L40 126L37 127ZM42 128H43V127H42ZM55 128H54V130H55ZM73 128H74V127H73ZM73 128H72V127L70 128L71 131H73V130H72ZM77 128H78V127H77ZM77 128H76V129H77ZM85 128H86V126H85ZM208 128H211V127L208 126ZM212 128L214 129V127H212ZM212 128H211V129H212ZM0 129H1V128H0ZM3 129H5V128H3ZM40 129H41V130H40ZM43 129L45 130L46 128H43ZM81 129H79V132H80ZM193 129H196V128H193ZM200 129H201V128H200ZM202 129H203V128H202ZM206 129H207V127H206ZM13 130H15V127L13 128ZM13 130H12V131H13ZM19 130H21V129H18V130L16 129L15 131L17 132V131H19ZM26 130H28V129H26ZM26 130L24 129V132L21 130V131L24 133V135H25V132H26V133H30V132L32 131V130H30V132H29V130H28V131H26ZM33 130H34V132H35V134H36V133H37V132H36L37 130L35 131L34 128H33ZM44 130L42 131V132L44 133V134L42 133L44 136H45V134L48 135V134H50V132H51V131H49V132L47 133V130H45V132H46V133H45ZM48 130H49V128H48ZM54 130H53V133H55ZM63 130H64V129H63ZM187 130H188V129H187ZM214 130H215V129H214ZM214 130H212V131H214ZM15 131H14V133L16 134ZM87 131L89 132V129H88ZM198 131H200V130L198 129ZM198 131H197V132H198ZM202 131H203V130H202ZM204 131H206V130H204ZM216 131H218V130H216ZM216 131H214V132H216ZM1 132H2V131H1ZM6 132H7V131H6ZM19 132H20V131H19ZM56 132H57V131H56ZM61 132H62V131H61ZM68 132H69V131H68ZM68 132H67V133H68ZM73 132H74V131H73ZM75 132H76V131H75ZM79 132H78V133H79ZM81 132H82V131H81ZM169 132H170V131H169ZM171 132H172V131H171ZM171 132H170V134H171ZM214 132H213V133H214ZM17 133H18V132H17ZM23 133H22V136H23ZM38 133H39V132H38ZM38 133H37V135L34 134V135H32V136H34V137L37 136V137H38V136H39ZM51 133H52V132H51ZM65 133H66V132H65ZM82 133H83V132H82ZM91 133H92V132H91ZM165 133H166V132H165ZM199 133H200V132H199ZM207 133H208V132H207ZM209 133L211 134V131H210ZM213 133H212V134H213ZM31 134H33V133L31 132V133H30V136H31ZM40 134H41V133H40ZM42 134H41V135H42ZM75 134H76V133H75ZM86 134H87V132H86ZM89 134H90V133H89ZM89 134H87V135H89ZM92 134H93V133H92ZM92 134H91V135H92ZM155 134H156V133H155ZM158 134H159V132H158ZM158 134H157V135H158ZM163 134H164V133H163ZM168 134H169V133H168ZM201 134H202V133H201ZM215 134H218V133H215ZM219 134H220V133H219ZM11 135H12V134H11ZM20 135H21V134H20ZM43 135H42V137H43ZM47 135H46V136H47ZM50 135H53V134H50ZM55 135H56V133L54 134V136H55ZM59 135H60V132H59ZM64 135H66V134H64ZM64 135H63V137H64ZM79 135H81V133H80ZM87 135H86V136H87ZM231 135H232V133H231ZM5 136H6V134H5ZM14 136H15V135H14ZM26 136H27V134L25 135V137H26ZM46 136H45V137H46ZM57 136H58V135H57ZM68 136H69V135H68ZM71 136H72V135H71ZM92 136H94V135H92ZM92 136H91V137H92ZM130 136L132 137V135H130ZM154 136H156V135H154ZM158 136H159V135H158ZM168 136H169V135H168ZM174 136H175V135H174ZM201 136H202V135H201ZM208 136H210V135H208ZM12 137H13V136H12ZM15 137H16V136H15ZM20 137H21V136H19V138H20ZM39 137H40V136H39ZM79 137H80V136H79ZM82 137H83V136H82ZM91 137H90V138H91ZM156 137H157V136H156ZM156 137H155V138H156ZM159 137H161V136H159ZM165 137H166V136H165ZM212 137H213V136H212ZM214 137H216V136H214ZM228 137H229V136H228ZM5 138H6V137H5ZM7 138H9V137H7ZM7 138H6V140H7ZM13 138H14V137H13ZM19 138H18V139H19ZM48 138H49V137H48ZM58 138H59V137H58ZM65 138H66V137H65ZM68 138H70V137H67V139H68ZM74 138H75V137H74ZM86 138H87V137H86ZM94 138H95V136H94ZM96 138H97V137H96ZM96 138H95V139H96ZM119 138H120V137H119ZM162 138H163V137H162ZM166 138H167V137H166ZM206 138H208V137H206ZM9 139H10V138H9ZM33 139H34V138H33ZM54 139H56V138H54ZM59 139H60V138H59ZM61 139H62V138H61ZM67 139H66V140H67ZM83 139H84V138H83ZM91 139L93 140V138H91ZM116 139H118V138H116ZM130 139H131V138H130ZM130 139L128 138V140H130ZM135 139H136V138H135ZM159 139H160V138H159ZM171 139H173V138H171ZM228 139H229V138H228ZM4 140H5V139H4ZM4 140H3V141H4ZM21 140H22V139H21ZM46 140H47V138H46ZM71 140H72V143H70V141H69V143H70V144H73V139H71ZM77 140H79V139H77ZM86 140H88V139H86ZM89 140H90V139H89ZM133 140H134V139H133ZM136 140H137V139H136ZM157 140H158V138H157ZM230 140H231V138H230ZM39 141L41 142V140H39ZM39 141H38V142H39ZM47 141H48V144H47L46 141L44 142V141L42 140V142H44V144H46V146H47V145H50V144H49V141H50V140H47ZM51 141H52V140H51ZM55 141H56V140H55ZM60 141H61V140H60ZM60 141H59V142H60ZM62 141H63V139H62ZM83 141H84V140H83ZM109 141H110V140H109ZM112 141H113V140H111V142H112ZM114 141L116 142V140H114ZM114 141H113V142H114ZM120 141H121V140H120ZM120 141H119V142H120ZM123 141H124V140H123ZM134 141H135V140H134ZM167 141H169V140H167ZM232 141H233V140H232ZM232 141H229V142H232ZM4 142H5V141H4ZM32 142H34V141H32ZM63 142H64V141H63ZM67 142H68V141H67ZM78 142H79V141H78ZM80 142H82V140H80ZM80 142H79V143H80ZM111 142H110V143H111ZM126 142H127V141H126ZM126 142H125V143H126ZM129 142H131V141H129ZM129 142H128V143H129ZM135 142H136V141H135ZM163 142H164V141H163ZM34 143L36 144V142H34ZM34 143H33V144H34ZM52 143H54V142H52ZM52 143H51V144H52ZM61 143H62V142H61ZM82 143H83V142H82ZM88 143H91V142H88ZM110 143H109V144H110ZM168 143H169V142H168ZM170 143H171V142H170ZM234 143H235V141H234ZM27 144H28V145L30 144L31 146L33 145V144H31V143H28V142H27ZM63 144H65V143H63ZM66 144H67V143H66ZM75 144H76V143H75ZM80 144H81V143H80ZM85 144H87L86 141H85ZM85 144H82V145H85ZM133 144H134V142H133ZM163 144H165V143H163ZM235 144H236V143H235ZM54 145H55V144H53V147H54ZM58 145H59V144H58ZM89 145L91 146V144H89ZM111 145H114V143L111 144ZM130 145H131V144H130ZM239 145H240V144H237L236 146H239ZM24 146H25V140H24ZM39 146H41V145H39ZM93 146H94V145H93ZM117 146L119 147V145H117ZM26 147H29V146L26 145ZM32 147H33V146H32ZM35 147H36V146H35ZM53 147H50V149H53V150H54L55 148H53ZM64 147H65V146H64ZM64 147H63V148H64ZM69 147H70V146H69ZM69 147H68V148H69ZM71 147H72V145H71ZM75 147H76V146H75ZM115 147H116V146H114V148H115ZM122 147H124V143H123V146H122ZM126 147L129 148L128 150L130 151V149H131L130 147H131V146L129 147V146L127 145ZM132 147H134V146H132ZM241 147H242V145H241ZM244 147H245V146L243 145V149H244ZM29 148H30V147H29ZM37 148H38V147H37ZM37 148H35V150H37ZM39 148H40V147H39ZM47 148H48V147H47ZM73 148H74V147H73ZM73 148H72V149H73ZM82 148H83V147H82ZM86 148L88 149L89 147L87 146ZM90 148H91V147H90ZM93 148H94V147H93ZM95 148H96V145H95ZM114 148H113V149H114ZM124 148H125V147H124ZM196 148H198V147H196ZM196 148H195L194 150H196ZM238 148H239V147H238ZM245 148H246V147H245ZM248 148H252V147H248ZM41 149H42V148H41ZM44 149H46V148H44ZM58 149H60V148H58ZM64 149H67V147L64 148ZM118 149H120V148H118ZM235 149H236V148H235ZM252 149H253V148H252ZM254 149H255V148H254ZM42 150H43V149H42ZM116 150H117V149H116ZM133 150H134V149H133ZM145 150H146V149H145ZM200 150H201V149H200ZM200 150H199V151H200ZM202 150H203V149H202ZM206 150H208V149H206ZM244 150H245V149H244ZM31 151H33V150H31ZM38 151H40V150H38ZM54 151H55V150H54ZM58 151H59V150H58ZM58 151H56L55 154H56V153H57V154H61V151H60V153H59ZM66 151H67V150H66ZM94 151H96V150H94ZM98 151H99V150H98ZM98 151H96V154H97ZM146 151H147V150H146ZM196 151H197V150H196ZM249 151L251 152V150H249ZM255 151H257V150H255ZM259 151H260V150H259ZM48 152H50V151L48 150L47 153H48ZM52 152H53V151H52ZM64 152H65V151H64ZM69 152H70V151H69ZM76 152H77V151H76ZM78 152H79V151H78ZM82 152H83V153H82ZM89 152H90V151H89ZM110 152H111V151H110ZM137 152H139V151L137 150ZM140 152H141V151H140ZM143 152H144V150H143ZM143 152H141V153H143ZM148 152H149V151H148ZM148 152H147L146 154H149ZM157 152H158V151H157ZM163 152H164V151H163ZM163 152H161L162 155H163ZM247 152H248V151H247ZM40 153H41V152H40ZM40 153H39V154H40ZM81 153H82V155H83V154H84V150L81 151ZM81 153H80V154H81ZM93 153H94V152H93ZM128 153H129V152H128ZM133 153H135L133 156H136V152H133V151H132V154H133ZM154 153H155V151H154ZM158 153H159V152H158ZM200 153H201V152H200ZM206 153H208V151H207ZM209 153H210V152H209ZM36 154H37V153H36ZM41 154H44V153H41ZM41 154H40V155H41ZM45 154H46V152H45ZM48 154H49V153H48ZM66 154H67V153H65V155H66ZM85 154H86V153H85ZM87 154L89 155L88 152H87ZM87 154H86V156H88ZM94 154H95V153H94ZM94 154L91 153L90 155H94ZM98 154H99V153H98ZM98 154H97V155H98ZM110 154H111V153H110ZM112 154H114V153H112ZM112 154H111V155H112ZM116 154H117V153H116ZM139 154H140V153H139ZM139 154H138V155H139ZM152 154H153V152H152ZM152 154H151V155H148V156H152ZM164 154H165V153H164ZM166 154H167V153H166ZM166 154H165V156H166ZM53 155H54V154H52L51 156H53ZM62 155H64V154H62ZM107 155H108V154H107ZM117 155H118V154H117ZM119 155H120V153H119ZM122 155H123V154H122ZM144 155H145V154H144ZM154 155H156V154H154ZM158 155H159V154H157V156H158ZM162 155H161V156L159 155L158 157L161 158V160L163 161V160L166 159V158L162 159V158H163ZM198 155H199V154H198ZM51 156H50V157H51ZM68 156H70V155L68 154ZM79 156H80V155H79ZM104 156H105V155H104ZM104 156H103V157H104ZM142 156H143V155H142ZM148 156H147V157H148ZM167 156H168V155H167ZM54 157H55V156H54ZM56 157H57V155H56ZM59 157H63V156H59ZM76 157H77V155H76ZM84 157H85V155H84ZM84 157H83V158H84ZM93 157H94V156H93ZM93 157L90 156L91 159H93ZM105 157H106V156H105ZM108 157H109V156H108ZM112 157H113V156H112ZM112 157H109V158H110V161H111V158H112ZM114 157H115V154H114ZM123 157H124V156H123ZM136 157H137V156H136ZM136 157H135V158H136ZM145 157H146V156H145ZM201 157H202V156H201ZM201 157H200V158H201ZM67 158H68V157H67ZM67 158H65V159H66V163H67V160H68ZM80 158H82V157H80ZM83 158H82V159H83ZM90 158H89V159L87 158V161L90 160ZM94 158H97V157L95 156ZM98 158H101V157H98ZM148 158L150 159V157H148ZM151 158H152V157H151ZM52 159H53V158H52ZM54 159H55V158H54ZM69 159H70V158H69ZM82 159H81V160H82ZM85 159H86V158H85ZM85 159H84V162H85ZM143 159H144V156H143V158H142L141 160H139V161H142V162H143V161H144ZM149 159H148V161H149ZM170 159H171V156H170ZM201 159H202V158H201ZM203 159H204V158H203ZM214 159L216 160V158H214ZM60 160H62V159H60ZM71 160H72V159H71ZM76 160H78V159H76ZM100 160H101V159H100ZM103 160H104V159H103ZM105 160H109V159H105ZM123 160H124V158H123ZM128 160H129V159H128ZM128 160H126L125 162H127ZM146 160H147V159H146ZM146 160H145V162H146ZM166 160H167V159H166ZM173 160H174V159H173ZM207 160H208V159H207ZM218 160H219V159H218ZM69 161H70V160H69ZM82 161H83V160H82ZM87 161H86V162H87ZM90 161H92V160H90ZM117 161H118V160H117ZM170 161H171V160H170ZM174 161H175V160H174ZM204 161H205V159H204ZM204 161H203V164H204ZM210 161H212V160H209V162H210ZM219 161H220V160H219ZM57 162H58V159H57ZM61 162H62V161H61ZM70 162H71V161H70ZM70 162H69V165H70ZM84 162H83V163H84ZM86 162H85L84 164H86ZM102 162H103V161H102ZM108 162H109V161H108ZM108 162H106V163H108ZM121 162H123V161H120V163H121ZM164 162H165V161H164ZM164 162H163V163H164ZM167 162H168V161H167ZM167 162H165L164 164H167ZM224 162H225V161H224ZM231 162H232V161H231ZM58 163H59V162H58ZM58 163H56V165H57ZM80 163H82V162L80 161ZM83 163L80 164V165H83ZM92 163H93V162H92ZM100 163H101V162H100ZM106 163L103 162L102 165H104V164L106 165ZM117 163H118L117 165H118V167H119V162H117ZM123 163H124V162H123ZM123 163H122V164H123ZM127 163H129V162H127ZM127 163H126V165H129V164H130V163H129V164H127ZM151 163H152V162H151ZM219 163H220V162H219ZM227 163H228V162H227ZM232 163H233V162H232ZM232 163H231V164H232ZM4 164H5V163H4ZM87 164H88V163H87ZM110 164H111V163H110ZM112 164H113V163H112ZM112 164H111L110 166H112ZM122 164H121V165H122ZM147 164H148V163H146L145 165H147ZM170 164H171V163H170ZM170 164H169V165H170ZM175 164H176V163H175ZM195 164H196V163H195ZM195 164H194V167H195ZM200 164H201V163H200ZM214 164H215V163H214ZM221 164H222V163H221ZM223 164H224V163H223ZM231 164H228V165H231ZM67 165H68V164H67ZM89 165H90V166H89L88 168H91V165H93V164L90 163ZM126 165H125V166H126ZM152 165H153V164H152ZM173 165H174V164H173ZM197 165H198V164H197ZM197 165H196V166H197ZM204 165H205V164H204ZM204 165H203V166H204ZM206 165H208V164H206ZM225 165H226V164H225ZM228 165H227V167H228ZM7 166H8V165H7ZM72 166H73V165H72ZM72 166H71V167H72ZM108 166H109V164H108ZM108 166H106V167H108ZM141 166L144 168V165H141ZM147 166H148V165H147ZM147 166H146V167H147ZM149 166H151V164H150ZM153 166H154V165H153ZM161 166H163V165H161ZM166 166H167V165H166ZM200 166H201V165H200ZM200 166H197V167H200ZM203 166H201V167H203ZM209 166H210V163H209ZM218 166H220V165H217V167H218ZM222 166H223V165H222ZM232 166H233V164H232ZM232 166L230 167L231 170H229V169H230L229 167H228L229 169H227L226 166L224 167V169L226 168L227 171L232 172V170H235V167H236V166H235V167L233 168ZM3 167H4V165H3ZM71 167H70V168H71ZM79 167H80V166H79ZM93 167H94V166H93ZM98 167H99V166H98ZM100 167H101V166H100ZM106 167H105V168H106ZM115 167H117V166H115ZM123 167H124V165H123ZM128 167H129V166H128ZM142 167H141V168H142ZM146 167H145V169H146ZM154 167H155V166H154ZM156 167H157V166H156ZM159 167H160V166H159ZM173 167H174V166H173ZM173 167L171 166V169H172ZM211 167H212V169H213V163H212V166H211ZM214 167H215V166H214ZM217 167H216V168H217ZM238 167H239V166H238ZM1 168H2V167H1ZM66 168H67V167H66ZM68 168H69V167H68ZM73 168H74V167H73ZM75 168H76V167H75ZM77 168H78V167H77ZM84 168H85V167H84ZM88 168H87V169H88ZM94 168H95V167H94ZM102 168H103V167H102ZM120 168H121V167H120ZM165 168H167V167H165ZM191 168H192V167H191ZM220 168H221V166H220ZM2 169H3V168H2ZM5 169H6V168H5ZM71 169H72V168H71ZM81 169H82V168H81ZM98 169L100 170V168H98ZM103 169H104V168H103ZM118 169H119V168H118ZM136 169H137V168H136ZM151 169H152V168H151ZM151 169H150V170H151ZM158 169H159V168H157V170H158ZM174 169H175V168H174ZM198 169H200V168H198ZM206 169H207V168H206ZM222 169H223V168H222ZM238 169H239V168H238ZM241 169H243V167H242ZM73 170H74V169H72V171H73ZM89 170L92 171V168L89 169ZM95 170H96V169H95ZM125 170H126V169H125ZM140 170H141V169H140ZM148 170H149V169H148ZM150 170H149V171H150ZM153 170H155V169H153ZM164 170H165V169H164ZM164 170H162V171H164ZM166 170H169V169H166ZM172 170H173V169H172ZM192 170H193V168H192ZM194 170H196V169L194 168ZM194 170H193V172H194ZM201 170H204V169L202 168ZM208 170H209V169H208ZM1 171H2V170H1ZM64 171L67 172V169L64 170ZM70 171H71V170H70ZM70 171H69V172H70ZM78 171H79V170H78ZM80 171H81V170H80ZM85 171H86V170H85ZM85 171H84V172H85ZM91 171H89V172H91ZM93 171H94V170H93ZM121 171H122V170H121ZM162 171H161V172H162ZM177 171H178V170H177ZM213 171H214V170H213ZM222 171H223V170H222ZM224 171H225V170H224ZM239 171L241 172V170H239ZM245 171H246V170H245ZM245 171H244V172H245ZM4 172H5V171H4ZM4 172H3V173H4ZM73 172H74L76 175L79 174V172L76 173L75 170H74ZM73 172H72V175L74 174ZM87 172H88V170H87ZM87 172H86V173H87ZM101 172H102V171H101ZM101 172L99 171V173H101ZM105 172H106V171H105ZM146 172H148V171H146ZM152 172H153V171H152ZM154 172H155V171H154ZM157 172H158V171H157ZM165 172H166V171H164V172H162V173H165ZM168 172H169V171H168ZM179 172H180V171H179ZM182 172H183V171H182ZM182 172L180 173L181 175H182ZM196 172H197V171H196ZM200 172H201V171H200ZM203 172H204V171H203ZM203 172H202V173H203ZM217 172H218V170H217ZM219 172H221V171H219ZM234 172H235V171H234ZM237 172H238V171H237ZM240 172H239V173H240ZM244 172H243V173H244ZM5 173H6V172H5ZM5 173H4V174H5ZM7 173H8V172H7ZM70 173H71V172H70ZM70 173H68V174H70ZM86 173H83V176H84V174H86ZM96 173H97V172H96ZM155 173H156V172H155ZM159 173H160V172H159ZM162 173H161V174H162ZM169 173H170V175H171V174L173 175V171L171 172V170H170ZM174 173H177V172H174ZM191 173H192V172H191ZM197 173H199V172H197ZM202 173H200V174L202 175ZM205 173H206V172H205ZM209 173H210V172H209ZM221 173L224 174L225 172H221ZM226 173H229V172H226ZM226 173H225V174H226ZM10 174H11V173H10ZM75 174H74V175H75ZM90 174H91V173H90ZM94 174H95V173H94ZM118 174H119V172H118ZM153 174H154V173H153ZM165 174H166V173H165ZM165 174H164V175H165ZM186 174H187V173H186ZM188 174H189V172H188ZM193 174H194V173H193ZM207 174H208V172H207ZM207 174H206V175L203 174V175L207 176V178H208L209 175H207ZM219 174H220V173H219ZM225 174H224V175H225ZM247 174H249V173H247ZM247 174H246V175H247ZM2 175H3V174H2ZM74 175H73V176H74ZM95 175H96V174H95ZM100 175H101L100 178H103V177L106 176V175L104 174V176L102 177V175H103L102 173H101ZM100 175H99V176H100ZM119 175H120V174H119ZM123 175H124V173H123ZM126 175H127V174H126ZM164 175H163V176H164ZM183 175H184V174H183ZM190 175H191V174H190ZM241 175H242V174H241ZM250 175H251V174H250ZM6 176H7V175H6ZM14 176H15V175H14ZM16 176H17V175H16ZM20 176H21V175H20ZM20 176H19V177H20ZM86 176H87V175H86ZM91 176H92V174H91ZM111 176H112V175H111ZM129 176H130V175H129ZM159 176H160V175H159ZM165 176H166V175H165ZM168 176H169V175H168ZM168 176H167V177H168ZM174 176H176V175H174ZM191 176H192V175H191ZM195 176H196V175H195ZM211 176H212V175H211ZM211 176H210V177H211ZM219 176L222 177L221 175H219ZM234 176H235V174H234ZM257 176H258V175H257ZM3 177H4V176H2V179H3ZM8 177H9V176H8ZM8 177H7V179H8ZM67 177H69V175H67ZM71 177H72V176H71ZM71 177H70V178H71ZM80 177H81V175H80ZM80 177H78V180L80 179ZM92 177H93V176H92ZM96 177H98V175H97ZM113 177H114V176H113ZM119 177H120V176H119ZM121 177H123V176L121 175ZM131 177L134 178V176H131ZM154 177H155V176H154ZM154 177H153V178H154ZM172 177H173V176H172ZM181 177H183V179H184V176H181ZM185 177H186V176H185ZM198 177H199V176H198ZM231 177H232V176H231ZM243 177H244V176H243ZM247 177H248V175H247ZM249 177H250V176H249ZM259 177H260V176H259ZM261 177H262V176H261ZM13 178H15V177H13ZM21 178H22V177H21ZM74 178H75V176H74ZM82 178H83V177H82ZM100 178H98V179H100ZM123 178H124V177H123ZM123 178H122V180H123ZM126 178H127V177H126ZM128 178H129V177H128ZM144 178H146V177L144 176ZM176 178H177V177H176ZM189 178H190V177H189ZM212 178L214 179V177H212ZM217 178H218V177H217ZM226 178H227V177H226ZM233 178H234V177H233ZM237 178H238V177H237ZM252 178H253V176H252ZM262 178H263V177H262ZM71 179H72V178H71ZM75 179H77V178H75ZM106 179H108V177H106ZM118 179H119V178H118ZM146 179H147V178H146ZM146 179H145V181H149V180H146ZM148 179H149V178H148ZM159 179H160L161 181H162V179H163V181H164L165 178H162V179H161V177H159ZM170 179H171V178H170ZM178 179H179V178H178ZM183 179H182V181H183ZM191 179H192V178H191ZM198 179H199V178H198ZM215 179H216V178H215ZM227 179H228V178H227ZM227 179H225V180H227ZM229 179L231 180V178H229ZM235 179H236V178H235ZM247 179H248V178H247ZM249 179H250V178H249ZM254 179H256L255 176H254ZM257 179L260 180V178H257ZM10 180H11V177H10ZM20 180H21V179H20ZM125 180H126V179H125ZM128 180L130 181V179H128ZM128 180H127V181H128ZM152 180H153V179H152ZM156 180H158V178H156ZM156 180H155V185L157 184V181H156ZM179 180H180V179H179ZM184 180H185V179H184ZM204 180H205V179H204ZM218 180H219V178L217 179V181H218ZM222 180H223V178H222ZM239 180H241V179H239ZM252 180H253V179H252ZM18 181H19V180H18ZM37 181H38V180H37ZM41 181H42V180H41ZM73 181H74V180H73ZM79 181L81 182V180H79ZM84 181H85V179H84ZM95 181H96V180H95ZM101 181H102V180L100 179V181H99L98 183H100ZM103 181H104V180H103ZM165 181H166V180H165ZM168 181H169V180H168ZM190 181H191V180H190ZM205 181H206V180H205ZM211 181H212V183H214V182H213L214 180H211ZM215 181H216V180H215ZM217 181H216V182H217ZM255 181H256V180H255ZM257 181H258V180H257ZM260 181L262 182L263 180H260ZM2 182H3V181H2ZM8 182H9V181H8ZM12 182H13V181H12ZM33 182H34V181H33ZM33 182H32V183H33ZM38 182H39V181H38ZM96 182H97V181H96ZM105 182H106V181H105ZM105 182H104V183H105ZM116 182H118V181H116ZM119 182H120V181H119ZM119 182H118V183H119ZM133 182H134V181H132L131 183H133ZM191 182L194 183L195 181H194V182L191 181ZM197 182H198V181H197ZM206 182H207V181H206ZM224 182H226V181H224ZM261 182H260V184H261ZM263 182H264V181H263ZM6 183H7V182H6ZM22 183H23V182H22ZM41 183H42V182H41ZM82 183H83V182H82ZM82 183H81V184H82ZM123 183H124V181H123ZM153 183H154V182H153ZM153 183H152V184H153ZM158 183H159V182H158ZM163 183H165V182H163ZM183 183H184V181H183ZM187 183H188V182H187ZM209 183H210V181H209ZM257 183L259 184V182H257ZM8 184H9V183H8ZM15 184H16V183H15ZM24 184H25V183H24ZM39 184H40V183H39ZM81 184H80V185H81ZM129 184H130V183H129ZM129 184L127 183L126 185H129ZM159 184H160V183H159ZM178 184H179V183H177V185H178ZM181 184H182V183H181ZM184 184H185V183H184ZM197 184H198V183H197ZM197 184L195 183V185H197ZM200 184H201V183H200ZM204 184H205V183H204ZM210 184H211V183H210ZM222 184H223V181H222ZM222 184H221V185H222ZM228 184H229V183H228ZM0 185H1V184H0ZM21 185H22V184H21ZM26 185H28V184H26ZM37 185H38V183H37ZM40 185H41V184H40ZM42 185H43V184H42ZM95 185H96V184H95ZM108 185H110V183H108ZM147 185H148V184H147ZM160 185L162 186L163 184H160ZM160 185H159V188H160ZM190 185H191V183H190ZM208 185H209V184H208ZM221 185H220V186H221ZM229 185H232V184H229ZM17 186H18V185H17ZM34 186H36V185L34 184ZM34 186H32V187L34 188ZM48 186H49V185H48ZM102 186H103V185H102ZM151 186H153V185H151ZM179 186H183V185H179ZM193 186H194V185H193ZM193 186H190V187H193ZM215 186H216V185H215ZM215 186H214V187H215ZM217 186H218V185H217ZM225 186H226V184H225ZM262 186H263V185H262ZM1 187H2V186H1ZM9 187H10V186H9ZM12 187H13V186H12ZM12 187H10V188H12ZM18 187H19V186H18ZM18 187H17V188H18ZM21 187H22V186H21ZM26 187H27V186H26ZM52 187H53V186H52ZM52 187H51V188H52ZM54 187H55V186H54ZM94 187H95V186H94ZM110 187H111V186H110ZM110 187H109V188H110ZM127 187L130 188V186H127ZM131 187H132V185H131ZM137 187H138V186H137ZM155 187H156V186H155ZM165 187H166V186H165ZM184 187H188V186H183V188H184ZM199 187H200V185H199ZM202 187H203V185L201 186V189H202ZM206 187H207V186H206ZM210 187H211V186H210ZM221 187H222V186H221ZM221 187H220V188H221ZM227 187H228V186H227ZM236 187H237V186H236ZM247 187H250V186H247ZM2 188H3V187H2ZM7 188H8V187H7ZM10 188H9V190H10ZM24 188H25V187H24ZM24 188H23V189H24ZM43 188H44V187H43ZM43 188H42V189H43ZM56 188H57V186H56ZM96 188H97V187H96ZM99 188H101V187L99 186ZM102 188H104V187H102ZM102 188H101V190H102ZM115 188H116V187H115ZM117 188H118V187H117ZM150 188L152 189L153 187H150ZM167 188H168V186H167ZM194 188H195V187H194ZM215 188H217V187H215ZM223 188H224V185H223ZM223 188H222V189H223ZM225 188H226V187H225ZM229 188H230V187H229ZM231 188H232V187H231ZM237 188H238V187H237ZM239 188H240V187H239ZM243 188H244V187H243ZM250 188H251V187H250ZM15 189H16V188H15ZM20 189H21V188H20ZM20 189H19V191H22V190H20ZM38 189H39V188H37V190H38ZM54 189H55V188H54ZM94 189H95V188H94ZM94 189H93V190H94ZM112 189H113V188H112ZM132 189H133V188H132ZM136 189H137V188H134V191H135ZM184 189H185V188H184ZM192 189H193V188H192ZM192 189H190V190L192 191ZM195 189H196V188H195ZM218 189H219V188H218ZM234 189H235V188H234ZM0 190H1V189H0ZM35 190H36V189H35ZM45 190H46V189H45ZM60 190H61V189H60ZM60 190H59V191H60ZM62 190H63V189H62ZM97 190H98V188H97ZM101 190H99V192H101ZM113 190H114V189H113ZM152 190H153V189H152ZM161 190H162V189H161ZM166 190H167V189L165 188V191H166ZM168 190H169V189H168ZM171 190H173V189H171ZM176 190H177V189H176ZM179 190H180V189H179ZM181 190H183V189H181ZM186 190H188V189H186ZM202 190H203V189H202ZM202 190H201V192H202ZM204 190H205V189H204ZM212 190H213V189H212ZM224 190H225V189H224ZM228 190H229V189H228ZM240 190H241V188H240ZM246 190H247V189H246ZM27 191H29V190H27ZM55 191H57V190H55ZM63 191H64V190H63ZM105 191H106V190H105V188H104L103 192H105ZM111 191H112V190H111ZM117 191L119 192L120 190L117 189ZM125 191H126V195H125V196H126L125 199H126L127 196L129 195V194H127V192H129V191H127V189L124 190V194H125ZM134 191H133V192H134ZM136 191H137V190H136ZM193 191H194V189H193ZM193 191H192V192H193ZM197 191H198V189H197ZM197 191H196V192H197ZM219 191H220V190H219ZM230 191H232V189H231ZM0 192H1V191H0ZM5 192H7V191H5ZM5 192H4V193H5ZM9 192H11V191H9ZM34 192H36V191H34ZM44 192H45V191H44ZM47 192H48V191H47ZM66 192H67V191H66ZM95 192H96V190H95ZM99 192H98V193H99ZM108 192H109V191H108ZM120 192H121V191H120ZM120 192H119V193H120ZM166 192H167V191H166ZM173 192H175V191H173ZM173 192L171 191V193H173ZM186 192L188 193V191H186ZM204 192H205V191H204ZM204 192H203V193H204ZM208 192H209V190H208ZM210 192H211V191H210ZM212 192H213V191H212ZM214 192H215V191H214ZM234 192H235V190H234ZM234 192H231V193L234 194ZM237 192H239V191H237ZM247 192H249V191H247ZM250 192H251V190H250ZM4 193H3V194H4ZM7 193H8V192H7ZM13 193H14V192H13ZM13 193H12V194H13ZM16 193H17V196H18V191H17V192L15 191V194H16ZM20 193H21V192H20ZM23 193H24V192H23ZM49 193H50V192H49ZM119 193H118V194H119ZM130 193H131V192H130ZM157 193H158V192H157ZM171 193H170V194H171ZM181 193H183L182 197H183V196H186V195L184 194V192H181ZM216 193H218V192H216ZM216 193H215V194H216ZM239 193H240V192H239ZM241 193H242V192H241ZM244 193H246V191H245ZM24 194H25V193H24ZM26 194H27V193H26ZM29 194H30V193H29ZM34 194H35V193H34ZM39 194H40V193H39ZM50 194H51V193H50ZM59 194H60V192H59ZM64 194H65V193H64ZM69 194H70V193H69ZM94 194H95V193H94ZM100 194H103V193H100ZM109 194H110V193H109ZM173 194H174V193H173ZM190 194H191V193H189V194H187V195L189 196ZM206 194H207V192H206ZM206 194H205V195H206ZM249 194H250V193H249ZM263 194H264V193H263ZM263 194H262V195H263ZM22 195H23V194H22ZM60 195L62 196V194H60ZM66 195H67V194H66ZM66 195H65V196H66ZM103 195H104V194H103ZM158 195H159V194H158ZM160 195H161V194H160ZM164 195H165V194H164ZM167 195H169V194H167ZM174 195H175V194H174ZM195 195H197V194L195 193ZM199 195H201V193H200ZM217 195H218V194H217ZM217 195H215V196H217ZM241 195H243V194H241ZM255 195H256V194H255ZM258 195H259V194H258ZM20 196H21V195H20ZM20 196H19V197H20ZM28 196H29V195H28ZM35 196H36V195H35ZM38 196H39V195H38ZM46 196L48 197V195H46ZM46 196H45V197H46ZM71 196H73V195H71ZM98 196H99V194H98ZM100 196H101V195H100ZM171 196H172V195H171ZM176 196H177V193H176ZM197 196H198V195H197ZM207 196H209V195H207ZM245 196H246V195H245ZM248 196H249V195H247V198H248ZM260 196H261V195H260ZM0 197H1V196H0ZM7 197H9V196L7 195ZM12 197H13V195H12ZM23 197H25V196H23ZM23 197H22V198H19V199H23ZM51 197H52V196H51ZM67 197H68V196H67ZM67 197H66V198H67ZM106 197H108V195H106L105 198H106ZM109 197H110V196H109ZM180 197H181V196H180ZM201 197H202V195H201ZM201 197H200V198H201ZM203 197H204V194H203ZM203 197H202V198H203ZM213 197H214V195H213ZM213 197H212V198H213ZM254 197H255V196H254ZM10 198H11V197H9V200H10ZM74 198H75V197H74ZM74 198H72V199H74ZM120 198H122V197H120ZM128 198H129V196H128ZM130 198H131V196H130ZM130 198H129V200H130ZM189 198H190V197H189ZM192 198H193V197H192ZM208 198H209V197H208ZM215 198H216V197H215ZM263 198H264V197H263ZM0 199H1V198H0ZM12 199H13V198H12ZM14 199H15V197H14ZM16 199H17V198H16ZM26 199H27V198H26ZM38 199H39V198H38ZM48 199H49V198H48ZM55 199H57V198H55ZM59 199H60V198H59ZM59 199H57V200H59ZM64 199H65V198H64ZM205 199H206V197H205ZM210 199H211V198H210ZM210 199H209V200H210ZM17 200H18V199H17ZM45 200L47 201V199H45ZM172 200H173V198H172ZM200 200H201V199H200ZM211 200H212V199H211ZM217 200H218V199H217ZM217 200H215V203H217V202H216ZM221 200H222V199H221ZM234 200H235V199H234ZM257 200L260 201L259 199H257ZM2 201H3V200H2ZM4 201H6V200L4 199ZM4 201H3V203H4ZM15 201H16V200H15ZM22 201H24V200H22ZM25 201H26V200H25ZM39 201H40V199H39ZM46 201H44V202H46ZM52 201H53V200H52ZM82 201H83V200H82ZM127 201H128V200H127ZM212 201H213V200H212ZM218 201H219V200H218ZM226 201H227V200H226ZM263 201H264V200H263ZM20 202H21V201H20ZM20 202H19V203H20ZM34 202H35V201H34ZM59 202H60V201H59ZM62 202H63V201H62ZM77 202H79V201H77ZM83 202H84V201H83ZM171 202H172V201H171ZM195 202H197V201L194 199V203H195ZM208 202H209V201H208ZM208 202L206 201L205 203H208ZM210 202H211V201H210ZM220 202H221V201H220ZM222 202H223V201H222ZM227 202H229V201H227ZM254 202H255V201H254ZM256 202H257V201H256ZM5 203H6V202H5ZM10 203H12V202H10ZM13 203H15L14 200H13ZM13 203H12V204H13ZM16 203H18V202H16ZM19 203H18V204H19ZM40 203H41V202H40ZM40 203H39V204H40ZM46 203H47V202H46ZM66 203H67V202H66ZM72 203H73V202H72ZM190 203H191V202H190ZM199 203H201V202H199ZM199 203L197 204V207H198V205H200ZM213 203H214V201H213ZM224 203H225V202H224ZM229 203H231V202H229ZM232 203H233V202H232ZM249 203H250V201H249ZM252 203H253V201H252ZM252 203H250L249 205H251ZM6 204H7V203H6ZM18 204H17V207H18ZM20 204H21V203H20ZM20 204H19V205H20ZM26 204H27V203H26ZM33 204H34V203H33ZM33 204H32V205H33ZM36 204H37V203H36ZM54 204H58V203H54ZM141 204L143 205V203H141ZM141 204H136V205H138V206H136V207H138V208H139V206L141 207ZM172 204H173V203H172ZM172 204H171V205H172ZM208 204H209V203H208ZM218 204H220V203L218 202L217 205H218ZM226 204H227V203H226ZM260 204H261V203H260ZM8 205H11V204H8ZM14 205H15V204H14ZM42 205H43V204H42ZM48 205H49V204H48ZM61 205H63V203H62ZM61 205H60V206H61ZM64 205H65V204H64ZM64 205H63V207H64ZM73 205H74V204H73ZM77 205H79V204H77ZM83 205H84V204H83ZM88 205H89V204H88ZM182 205H183V204H182ZM192 205H193V204H192ZM204 205H205V204H204ZM220 205H221V204H220ZM222 205H223V204H222ZM222 205H221V207H222ZM231 205H232V204H231ZM235 205H236V204H235ZM247 205H248V204H247ZM257 205H259V204L257 203ZM262 205H263V204H262ZM1 206L3 207V204H2ZM6 206H7V205H6ZM6 206H5V208H6ZM40 206H41V205H40ZM43 206H44V205H43ZM45 206H46V204H45ZM80 206H81V205H80ZM80 206H78V207H80ZM144 206H145V205H144ZM174 206H175V204H174ZM201 206H202V205H201ZM206 206H207V205H206ZM210 206H211V204H210ZM212 206H213V205H212ZM218 206H219V205H218ZM227 206H228V205H227ZM232 206H234V204H233ZM252 206H253V205H252ZM8 207H9V206H8ZM8 207H7V208H8ZM11 207H12V206H11ZM19 207H20V206H19ZM24 207H25V205H24ZM31 207H32V206H31ZM35 207H38V205H37V206H34L33 208H35ZM41 207H42V206H41ZM41 207H40V208H41ZM51 207H54V206L51 205ZM82 207H83V206H82ZM84 207H86V206H84ZM142 207H143V206H142ZM175 207H176V206H175ZM179 207H180V206H179ZM182 207H183V206H182ZM223 207H226V206L224 205ZM229 207H230V206H229ZM229 207H227V209H228ZM235 207H236V206H235ZM235 207H234V208H235ZM255 207H256V206H255ZM259 207H261V206H259ZM3 208H4V207H3ZM3 208H2V209H3ZM12 208H13V207H12ZM22 208H23V207H22ZM22 208L20 207L19 210H21ZM33 208H31L32 211H33ZM55 208H56V207H55ZM61 208H62V207H61ZM144 208H146V207H144ZM144 208H143V209H144ZM153 208H154V207H153ZM167 208H168V207H167ZM167 208H166V209H167ZM169 208L172 209V207H171L170 205H169ZM210 208H211V207H210ZM215 208L217 209L218 207H215ZM219 208H220V207H219ZM236 208H237V207H236ZM252 208H253V207H252ZM252 208H250V209L252 210ZM8 209H9V208H8ZM10 209H11V208H10ZM10 209H9V210H10ZM24 209H25V211H26L27 208H24ZM29 209H30V207L28 208V211H29ZM36 209H37V208H36ZM36 209H35V210H36ZM38 209H39V208H38ZM47 209H48V208H47ZM51 209H52V208H51ZM65 209H67L66 206H65ZM65 209H64V210H65ZM75 209H76V208H75ZM79 209H80V208H79ZM79 209H78V211H79ZM143 209H141V210H143ZM150 209H151V208H150ZM150 209H146L145 212H147V210H150ZM156 209H158V208H155V210H156ZM176 209H177V208H175V210H176ZM202 209H203V208H202ZM205 209H207V208H205ZM220 209H221V208H220ZM225 209H226V208H225ZM229 209H230V208H229ZM229 209H228V210H229ZM248 209H249V207H248ZM254 209H255V208H253V211H254ZM263 209H264V208H263ZM9 210H7V212H9ZM19 210L17 211L16 208H15L14 211L19 212ZM39 210H40V209H39ZM48 210H49V209H48ZM48 210H47V211H48ZM135 210H136V209H135ZM137 210H138V209H137ZM153 210H154V209H153ZM230 210H231V209H230ZM232 210H233V209H232ZM261 210H262V209H261ZM0 211H1V210H0ZM3 211H4V210H3ZM5 211H6V210H5ZM45 211H46V210H45ZM49 211H50V210H49ZM52 211H53V210H52ZM52 211H51V212H52ZM57 211H59V210L57 209ZM60 211H61V210H60ZM60 211H59V213H60ZM159 211H160V210H159ZM162 211H164V210H162ZM173 211H174V210H173ZM234 211H235V210H234ZM262 211H263V210H262ZM23 212H24V211H23ZM30 212H31V211H30ZM38 212H39V211H38ZM40 212H41V211H40ZM40 212H39V213H40ZM51 212H50V213H51ZM65 212H66V210H65ZM75 212H76V211H75ZM138 212H139V211H138ZM164 212H165V211H164ZM164 212H163V214H164ZM177 212H179V211H177ZM182 212H183V210H182ZM3 213H4V212H3ZM27 213H28V212H26V214H27ZM31 213L33 214L34 212H31ZM39 213H37V214H39ZM43 213H44V212H43ZM43 213H42V214H43ZM47 213H48V212H47ZM47 213H46V214H47ZM50 213H48V214H50ZM52 213H53V212H52ZM80 213H81V212H80ZM84 213H86V211H84ZM140 213H142V212L140 211ZM156 213H157V212H156ZM156 213H154V211H153V214H154L153 216H157L158 214H156ZM158 213H160V212H158ZM166 213H167V210H166ZM175 213H176V212H175ZM254 213H255V211L253 212V214H254ZM0 214H1V212H0ZM8 214H9V213H8ZM10 214H11V213H10ZM10 214H9V215H10ZM15 214H16V213H15ZM18 214H20V213H17V216H18ZM21 214H22V213H21ZM23 214H24V213H23ZM32 214H31V215H32ZM35 214H36V213H35ZM35 214H34V216H35ZM37 214H36V215H37ZM40 214H41V213H40ZM46 214H45V215H46ZM61 214H62V213H61ZM66 214H67V213H66ZM66 214H65V215H66ZM70 214H71V213H70ZM70 214H69V215H70ZM73 214H74V213H73ZM73 214H71V215L73 216ZM78 214H79V212H78ZM78 214H77V215H78ZM149 214H150V213H149ZM155 214H156V215H155ZM168 214L171 216L173 213L170 214V213L168 212ZM168 214H167V215H168ZM177 214H178V213H177ZM251 214H252V213H251ZM13 215H14V214H13ZM27 215H29V213H28ZM43 215H44V214H43ZM51 215H52V214H51ZM51 215H50V216H51ZM57 215H58V214H57ZM75 215H76V213H75ZM79 215H81V214H79ZM82 215H84V214H82ZM85 215H86V214H85ZM85 215H84V216H85ZM140 215H141V214H140ZM142 215H145V216H146L145 213L142 214ZM160 215H161V214H160ZM167 215H166V216H167ZM182 215H183V213H182ZM202 215H203V214H202ZM202 215H201V216H202ZM245 215H246V214H245ZM245 215H243V216H245ZM261 215H262V214H261ZM263 215H264V214H263ZM6 216H7V214H6ZM11 216H12V215H11ZM14 216H15V215H14ZM14 216H12V217L14 218ZM21 216H22V215H21ZM29 216H30V215H29ZM38 216H40V215H38ZM38 216H36V217H38ZM55 216H56V215H55ZM60 216H61V215H60ZM60 216H59V217H60ZM62 216H63V215H62ZM84 216H83V217H84ZM151 216H152V215H151ZM166 216H165V214H164L163 217H166ZM180 216H181V214H180ZM180 216H179V217H180ZM183 216H184V215H183ZM240 216H241V215H240ZM240 216H239V217H240ZM250 216H251V217H254V216H256V213H255L254 216H253V215H250ZM257 216H258V215H257ZM2 217H3V216H2ZM2 217H1V218H2ZM12 217H9V218H12ZM18 217H19V216H18ZM26 217H27V216H26ZM30 217H31V216H30ZM45 217H46V216H44L43 218H45ZM68 217H69V216H68ZM74 217H75V216H74ZM161 217H162V216H161ZM167 217H168V216H167ZM176 217L178 218V216H176ZM237 217H238V216H237ZM239 217H238V218H239ZM245 217H246V216H245ZM258 217H259V216H258ZM4 218H5V216H4ZM4 218H3V219H4ZM13 218H12V219H13ZM15 218H17V217L15 216ZM21 218H22V217H21ZM31 218H32V217H31ZM46 218H47V217H46ZM56 218H57V217H56ZM75 218H77V217H75ZM86 218H87V217H86ZM157 218H158V217H157ZM159 218H160V217H159ZM170 218H172V217H170ZM174 218H175V217H174ZM177 218H176V219H177ZM238 218H237V219H238ZM249 218H250V217H249ZM256 218H257V217H256ZM261 218H262V217H261ZM263 218H264V217H263ZM3 219H2V220H3ZM22 219H23V218H22ZM41 219H42V218H41ZM48 219H49V218H48ZM63 219H64V218H63ZM66 219H67V217H66ZM71 219H72V218H71ZM147 219H148V218H147ZM153 219H154V218H153ZM162 219L164 220V218H162ZM179 219H180V218H179ZM239 219H240V218H239ZM246 219H247V218H246ZM257 219H258V218H257ZM257 219L254 218V220H257ZM259 219H260V217H259ZM4 220H5V219H4ZM6 220H7V219H6ZM6 220H5V221H6ZM14 220H15V219H14ZM18 220H19V219H18ZM25 220H26V219H25ZM25 220H24V221H25ZM28 220H29V219H28ZM37 220H39V219L37 218ZM44 220H45V219H44ZM44 220H41V221H44ZM49 220H50V219H49ZM57 220H58V219H57ZM82 220H83V219H80V222H81ZM157 220H158V219H156V220H154V221H157ZM171 220H172V219H171ZM171 220H170V221H171ZM242 220H243V219H242ZM242 220L240 219V221H242ZM254 220H253V221H254ZM8 221H9V220H8ZM16 221H17V219H16ZM16 221H15V223H16ZM32 221H33V220H32ZM47 221H48V220H47ZM47 221H46V222H47ZM51 221H52V220H50V222H51ZM60 221H61V217H60V219H59V222H60ZM63 221H64V220H63ZM70 221L72 222V220H70ZM74 221H76V220H74ZM158 221H159V220H158ZM175 221H176V220H175ZM182 221H183V220H182ZM184 221H185V220H184ZM186 221H187V220H186ZM208 221H209V220H208ZM236 221H238V220H236ZM236 221H235V222H236ZM251 221H252V220H251ZM257 221H258V220H257ZM260 221H261V219H260ZM3 222H4V221H3ZM6 222H7V221H6ZM6 222H5V223H6ZM20 222H21V220H20ZM20 222L18 221V223L21 225L22 222H21V223H20ZM27 222H29V221H27ZM35 222H36V220H35ZM48 222H49V221H48ZM53 222H54V220H53ZM55 222H56V219H55ZM55 222H54V223H55ZM64 222H65V221H64ZM71 222H70V223H71ZM77 222H78V220H77ZM82 222H83V221H82ZM84 222H85V219H84ZM159 222H160V221H159ZM168 222H169V220H168ZM177 222H178V221H177ZM179 222H180V221H179ZM242 222H243V221H242ZM245 222H246V221H245ZM0 223H1V220H0ZM5 223H4V224H5ZM12 223H13V222H12ZM23 223H25V222H23ZM23 223H22V225H23ZM30 223H31V222H30ZM33 223H34V221H33ZM39 223H40V220H39ZM43 223H45V222H43ZM61 223H63V222H61ZM65 223H66V222H65ZM65 223H64V226H67V225H65ZM68 223H69V222H68ZM74 223H75V222H74ZM155 223H156V222H155ZM155 223H154V224H155ZM163 223H165V222H163ZM171 223H172V222H171ZM174 223H175V225H176V222H174ZM208 223H209V222H208ZM239 223L241 224V222H239ZM239 223L236 224V225H239ZM243 223H244V222H243ZM251 223H252V222H251ZM19 224H18V225H19ZM27 224H29V223H27ZM27 224H26V225H27ZM36 224H37V223H36ZM40 224H41V223H40ZM72 224H73V223H71V225H72ZM77 224H78V223H77ZM83 224H84V223H83ZM87 224H88V222H87ZM159 224H160V223H157L156 226H158ZM165 224H166V223H165ZM209 224H210V223H209ZM217 224H218V223H217ZM255 224H256V222H255ZM255 224H252V225H255ZM257 224H258V223H257ZM7 225H10V224L7 223ZM7 225H6V226H7ZM30 225H31V224H30ZM44 225H46V224H44ZM44 225H43V226H44ZM47 225H48V224H47ZM51 225H52V223H50V226H51ZM78 225L81 226L80 223H79ZM85 225H86V224H85ZM166 225H167V224H166ZM166 225H165V227H166ZM177 225H178V224H177ZM207 225H208V224H207ZM210 225H211V224H210ZM218 225H219V224H218ZM223 225H224V224H223ZM233 225H234V224H233ZM236 225H234V227H235V228L233 227L234 229H236ZM244 225H245V224H244ZM258 225H261V224H258ZM1 226H2V224H1ZM6 226H3V227L5 228ZM16 226H17V225H16ZM32 226H33V225H32ZM35 226H36V225H35ZM38 226H39V224H38ZM40 226H41V225H40ZM40 226H39V227H40ZM50 226H49V227H50ZM53 226H54V224H53ZM56 226H57V225H56ZM56 226H54V227H56ZM59 226L62 227V226L60 225V223H59ZM74 226H75V225H74ZM80 226H79V229L81 228ZM82 226H83V225H82ZM161 226H162V225H161ZM184 226H185V225H184ZM211 226H212V225H211ZM241 226H243V225H241ZM246 226H247V228H248V225H247V224H246ZM17 227H18V226H17ZM25 227H26V226H25ZM28 227H29V226H28ZM51 227H52V226H51ZM51 227H50V228H51ZM72 227H73V226H72ZM72 227H71V228H72ZM91 227H92V226H91ZM159 227H160V226H159ZM170 227H171V226H170ZM174 227H175V226H174ZM174 227H173V228H174ZM179 227H181V226H179ZM186 227H187V224H186ZM204 227H205V226H204ZM207 227H208V226H207ZM209 227H210V226H209ZM209 227H208V228H209ZM225 227H226V226H224L223 229H222L221 227H220V228H221L222 230H224ZM227 227H228V226H227ZM249 227H250V226H249ZM253 227H254V226H253ZM253 227H252V228H253ZM263 227H264V226H263ZM22 228H23V227H22ZM26 228H27V227H26ZM41 228H42V227H41ZM41 228H40V229H41ZM45 228H46V227H45ZM56 228H57V227H56ZM77 228H78V227H77ZM77 228H76V229H77ZM82 228H84V227H82ZM88 228H89V227H87V231H85V233L88 232ZM92 228H93V227H92ZM157 228H158V227H157ZM183 228H184V227H183ZM205 228H206V227H205ZM210 228H211V227H210ZM237 228L239 229V226H238ZM240 228H241V227H240ZM242 228H243V227H242ZM255 228H256V227H255ZM16 229H17V228H16ZM24 229H25V228H24ZM38 229H39V228H37V230H38ZM53 229H55V228H53ZM62 229H63V228H62ZM64 229H67V230H68V228H64ZM74 229H75V228H74ZM79 229H78V230H79ZM162 229H163V228H162ZM167 229H168V228H167ZM170 229H171V228H170ZM185 229H186V228H185ZM215 229H216V228H215ZM215 229H214V230H215ZM221 229H218V231H220ZM230 229H231V228H230ZM230 229H229V230H230ZM234 229H233V230H234ZM244 229H245V228H243V230H244ZM250 229H251V228H250ZM250 229H249V231H250ZM0 230H1V229H0ZM8 230H11V228L8 227ZM19 230H20L21 232H22V231L24 232V230H21V229H19ZM27 230H30V231H31L30 227H29V229H27ZM34 230L36 231L35 228H34ZM43 230H44V229H43ZM82 230H83V229H82ZM82 230H81V231H82ZM91 230H92V229H91ZM91 230H90V231H91ZM171 230H172V229H171ZM186 230H187V229H186ZM222 230H221V231H222ZM227 230H228V228H227ZM227 230H226V231H227ZM243 230H242V231H243ZM245 230H246V229H245ZM251 230H252V229H251ZM253 230H254V229H253ZM5 231H6V230H5ZM5 231H4V232H5ZM12 231H13V230H12ZM25 231H26V230H25ZM30 231H29V233H30ZM32 231H33V230H32ZM32 231H31V232H32ZM38 231H39V230H38ZM46 231H47V230H46ZM56 231H57V230H56ZM63 231H64V230H63ZM63 231H62V232H63ZM68 231H69V230H68ZM79 231H80V230H79ZM163 231H165V230H163ZM163 231H162V232H163ZM167 231H170V230H167ZM177 231H178V230H177ZM10 232H11V231H10ZM23 232H22V234H23ZM36 232H37V231H36ZM44 232H45V231H44ZM49 232H50V230L48 231V233H49ZM51 232H52V231H51ZM60 232H61V231H59V233H60ZM64 232H65V231H64ZM64 232H63V233H64ZM174 232H175V231H174ZM216 232H217V231H216ZM224 232H225V230H224ZM228 232H229V231H228ZM247 232H248V231H247ZM247 232H245V233H247ZM253 232H254V231H253ZM255 232H257V231L255 230ZM1 233H3V232H1ZM1 233H0V234H1ZM5 233H6V232H5ZM8 233H9V231H8L6 234H8ZM12 233H13V232H12ZM12 233H11V234H12ZM17 233H18V232H17ZM25 233H26V232H25ZM25 233H24V234H25ZM29 233H28V234H29ZM33 233H34V231H33L32 233H30V234H33ZM38 233H42V232L39 231V232H37L36 235H38ZM48 233H47V234H48ZM53 233H54V232H53ZM53 233H49V234H52L51 236H53ZM55 233H57V232H55ZM63 233H61V234H63ZM81 233H82V232H81ZM164 233H165V232H164ZM185 233H187V232H185ZM14 234H15V233H14ZM14 234H13V235H14ZM20 234H21V233H20ZM24 234H23V235H24ZM79 234H80V233H79ZM167 234H168V233H167ZM173 234H176V233H173ZM180 234H181V233H180ZM182 234H184V233H182ZM188 234H189V233H188ZM242 234H243V233H242ZM3 235H5V234H3ZM18 235H19V234H18ZM25 235H26V234H25ZM36 235H35V236H36ZM43 235H44V233H43ZM57 235H58V236H57V238H58L60 235H59V234H57ZM68 235H69V234H68ZM71 235H73V233H72ZM76 235H77V233H76ZM82 235H84V234H82ZM87 235H89V233H88ZM87 235H85V236H87ZM168 235H170V234H168ZM178 235H179V234H178ZM185 235H186V234H185ZM185 235H183V238H184ZM229 235H230V234H229ZM255 235H256V233H255ZM14 236H15V235H14ZM21 236H22V235H21ZM28 236H29V235H27V238H28ZM33 236H34V235H33ZM38 236H39V235H38ZM44 236H45V235H44ZM47 236H48V235H47ZM51 236H50V237H51ZM55 236H56V234H55ZM62 236H65V235H61V236H60V237H61V238H60L61 240H62V238H63V239H66V237H67V233H66L65 238L62 237ZM69 236H70V235H69ZM74 236H75V234H74ZM74 236H71L70 238H72V237H74ZM78 236H79V235H78ZM176 236H177V235H176ZM180 236H181V235H180ZM180 236H179L178 238H181ZM218 236H219V234H218ZM22 237H23V236H22ZM50 237H49V238H50ZM83 237H84V236H83ZM187 237H189V236H187ZM225 237H226V235H225ZM225 237H224V238H225ZM227 237H228V236H227ZM245 237H246V236H245ZM251 237H252V236H251ZM253 237H254V236H253ZM0 238H1V237H0ZM16 238H17V237H16ZM16 238H15V239H16ZM23 238H24V237H23ZM29 238H31V236H30ZM32 238H33V237H32ZM40 238H41V237H40ZM40 238H39V241H40ZM42 238H43V237H42ZM55 238H56V237H55ZM55 238H54V239H55ZM68 238H69V237H68ZM74 238H75V237H74ZM76 238H77V237H76ZM78 238H80V237H78ZM85 238H87V237H84V239H85ZM174 238H175V237H174ZM189 238H190V237H189ZM218 238H219V237H218ZM218 238H216V239L218 240ZM249 238H250V237H249ZM3 239H4V238H3ZM35 239H36V238H34V240H35ZM46 239L48 240V238H46ZM80 239H82V238H80ZM181 239H182V238H181ZM192 239H193V238H192ZM196 239H197V238H196ZM196 239H195V241H196ZM221 239H223V238H221ZM247 239H248V238H247ZM250 239H251V238H250ZM23 240H24V239H23ZM23 240H22V241H23ZM30 240H31V239H30ZM36 240H38V239H36ZM42 240H45V239H42ZM57 240H58V239H57ZM61 240H60V241H61ZM68 240H69V239H68ZM74 240H75V239H74ZM118 240H119V239H118ZM184 240H185V239H184ZM189 240H190V239H189ZM197 240H198V239H197ZM199 240H200V239H199ZM205 240H206V239H205ZM214 240H215V239H214ZM219 240H220V238H219ZM18 241H19V239L17 240V242H18ZM25 241H26V238H25ZM31 241H32V240H31ZM62 241H63V240H62ZM65 241H67V240H65ZM86 241H87V240H86ZM88 241H89V240H88ZM88 241H87V242H88ZM98 241H99V240H98ZM100 241H101V240H100ZM102 241H103V240H102ZM180 241H181V240H180ZM185 241H186V240H185ZM191 241H192V240H191ZM193 241H194V239H193ZM207 241H208V239H207ZM207 241H203V242L206 243ZM20 242H21V241H20ZM36 242H37V241H36ZM36 242H35V243H36ZM45 242H47V241H45ZM45 242H44V243H45ZM50 242H52V239H51ZM54 242H55V240H54ZM67 242H68V241H67ZM67 242H63V243H66V244H67ZM87 242H86V243H87ZM120 242H121V241H120ZM120 242H118V243H120ZM198 242H199V241H198ZM212 242H213V241H212ZM18 243H19V242H18ZM24 243H26V242H24ZM27 243H28V242H27ZM35 243H34V241H33V242H32V245H35ZM40 243H41V242L37 243V245L34 246V251H37V250H35V247H36V246L39 247L38 244H40ZM42 243H43V242H42ZM42 243H41V244H42ZM56 243L58 244V241H57ZM59 243L61 244V242H59ZM63 243H62V244H63ZM102 243H103V242H102ZM114 243H115V242H114ZM189 243H191V242H189ZM205 243L203 244L204 246H205ZM214 243H215V242H214ZM214 243H213V244H214ZM217 243H218V242H217ZM217 243H215V245H216ZM21 244H22V243H21ZM29 244H30V243H29ZM41 244H40V245H41ZM47 244H49V243H47ZM88 244H90V243L88 242ZM93 244H95V243H93ZM93 244H92V246H93ZM115 244H117V243H115ZM191 244H193V242H192ZM199 244H200V243H199ZM201 244H202V243H201ZM210 244H212V243H210ZM210 244H208V245H210ZM23 245H24V244H23ZM44 245H45V244H44ZM51 245H52V243H51ZM86 245H87V244H86ZM98 245H99V244H98ZM101 245H102V244H101ZM196 245H197V244H196ZM203 245H202V246H203ZM215 245H212V246L214 247ZM245 245H246V243H245ZM245 245H244V246H245ZM19 246L22 247V245H20V244H19ZM19 246H18V247H19ZM42 246H43V244H42ZM42 246H41V247H42ZM47 246H48V245H47ZM53 246H54V245H53ZM53 246H52V248L55 249ZM59 246H60V245H58V248H59ZM61 246H63V245H61ZM89 246H90V245H89ZM95 246H96V245H95ZM198 246H199V245H198ZM217 246H218V244H217ZM223 246H224V245H223ZM223 246L221 245V247H223ZM247 246H248V245H247ZM247 246H246V247H247ZM24 247L26 248V246H24ZM37 247H36V248H37ZM55 247H56V246H55ZM87 247H88V246H87ZM96 247H97V246H96ZM112 247L114 248L115 246H112ZM117 247H118V246H117ZM121 247H122V243H121ZM123 247H124V245H123ZM192 247H193V246H192ZM207 247H208V246H207ZM219 247H220V245H219ZM221 247H220V248H221ZM241 247H242V246H241ZM27 248H28V247H27ZM27 248H26V249H27ZM45 248H46V247H45ZM49 248H51V247L49 246ZM56 248H57V247H56ZM58 248H57V249H58ZM99 248L101 249V247H98V249H99ZM198 248H199V247H198ZM198 248L196 247V249H198ZM209 248H211V247H209ZM223 248H225V247H223ZM20 249H21V248H20ZM22 249H23V248H22ZM26 249H25V250H26ZM37 249H39L41 252L43 251L42 248H41V249H40V248H37ZM43 249H44V247H43ZM46 249H48V248H46ZM79 249H80V248H79ZM86 249H88V248H86ZM89 249H90V248H89ZM89 249L87 250L88 252H89ZM94 249H95V248H94ZM98 249H96V250H97V253H98ZM115 249H116V247H115ZM115 249H114V250H115ZM118 249H119V248H118ZM194 249H195V248H194ZM206 249H207V248H206ZM211 249H213V248H211ZM215 249H217V248H215ZM238 249H239V247H238ZM18 250H19V248H18ZM29 250H30V246H29ZM29 250H28V251H29ZM74 250H75V249H74ZM92 250H93V249H92ZM120 250H123V249H120ZM124 250L126 251L125 248H124ZM203 250H204V248H203ZM217 250H218V249H217ZM220 250H221V249H220ZM240 250L242 251V248H240ZM243 250H244V249H243ZM249 250H251V249H249ZM252 250H253V249H252ZM260 250H261V248H260ZM262 250H263V249H262ZM262 250H261V251H262ZM31 251H32V250H31ZM40 251H39V252H40ZM47 251H48V250H47ZM47 251H46V252H47ZM49 251H50V250H49ZM93 251H95V250H93ZM218 251H219V250H218ZM245 251H246V250H245ZM263 251H264V250H263ZM20 252L23 253V250H22V251L20 250ZM25 252H26V251H25ZM74 252H76V251H74ZM77 252H78V251H77ZM80 252H81V251L79 250L78 253H80ZM95 252H96V251H95ZM117 252H118V251H117ZM117 252L115 253V255L118 254ZM129 252H130V250H129ZM211 252H214V253H215L216 251L213 250V251H211ZM238 252H240V251H238ZM242 252H244V251H242ZM26 253H27V252H26ZM34 253H35V252H34ZM83 253H84V252H83ZM122 253L124 254L123 251H122ZM125 253H126V252H125ZM214 253H213V254H214ZM217 253H218V252H217ZM222 253L225 254L226 252H222ZM246 253H247V252H246ZM246 253H245V254H246ZM254 253L257 254L256 250H255ZM258 253H259V252H258ZM23 254H24V253H23ZM37 254L40 255V256L38 255L39 257H42L40 253L37 252ZM72 254H73V252H72ZM75 254H76V253H75ZM80 254H82V252H81ZM128 254H130V253H128ZM219 254H220V253H219ZM224 254H223L222 256H224ZM226 254H227V253H226ZM226 254H225V255H226ZM232 254H233V253H231V255H232ZM241 254H242V253H241ZM249 254H250V253H249ZM251 254H252V253H251ZM260 254H261V253H259V255H260ZM263 254H264V253H263ZM27 255L30 257V254H27ZM27 255H26V257H28ZM43 255H44V254H43ZM77 255H78V254H77ZM82 255H85V254H82ZM115 255H114V256H115ZM125 255H126V254H125ZM208 255H209V253H208ZM211 255H212V254H211ZM214 255H215V254H214ZM217 255H218V254H217ZM227 255H228V254H227ZM242 255H243V254H242ZM254 255H255V254H252V256H254ZM259 255H258V257H259ZM35 256H36V253H35ZM38 256H37V259L39 258ZM68 256H69V255H68ZM123 256H124V255H123ZM127 256H128V255H127ZM261 256H262V255H261ZM29 257H28V258H29ZM31 257H33V255H32ZM31 257H30V258H31ZM72 257H76V255H74V256H72ZM83 257H84V256H83ZM129 257H130V256H129ZM129 257H128V258H129ZM219 257H220V256H219ZM241 257H242V256H241ZM241 257H240L239 259H241ZM243 257H244V255H243ZM243 257H242V258H243ZM250 257H251V256H250ZM250 257H249V258H250ZM256 257H257V256H256ZM256 257H255V258H256ZM258 257H257V259H258ZM30 258H29V259H30ZM34 258H35V257H34ZM77 258H78V256H77ZM80 258H81V257H80ZM112 258H113V257H112ZM114 258H115V257H114ZM114 258H113V259H114ZM121 258H122V257H121ZM128 258H127V259H128ZM222 258H223V257H222ZM222 258L220 257V259H222ZM224 258H225V256H224ZM231 258H233V257H231ZM234 258H235V256H234ZM261 258H262V257H261ZM22 259H23V258H22ZM26 259H27V258H26ZM31 259H32V258H31ZM58 259H59V258H58ZM75 259H76V258H75ZM115 259H116V258H115ZM123 259H124V257H123ZM218 259H219V258H218ZM220 259H219V260H220ZM237 259H238V258H237ZM244 259H245V257H244ZM33 260H34V259H33ZM33 260H32V261H33ZM56 260H57V259H56ZM67 260H68V259H67ZM71 260H72V258L70 257V261H71ZM111 260H112V259H111ZM118 260H119V259H118ZM120 260H121V259H120ZM216 260H217V259H216ZM227 260H228V259H227ZM229 260H231V259H229ZM241 260L243 261V259H241ZM241 260H240V261H241ZM251 260L254 261V260H253V257H251ZM255 260H256V259H255ZM260 260H261V259H260ZM260 260H258V261H260ZM23 261H24V260H23ZM28 261H29V260H28ZM35 261H36V260H35ZM37 261H38V260H37ZM40 261H42V260H40ZM40 261H39V262H40ZM78 261H79V259H78ZM231 261H232V260H231ZM234 261H235V260H234ZM240 261H239V263H240ZM246 261H248V260H245V262H246ZM252 261H251V262H252ZM261 261H262V260H261ZM30 262H31V261H30ZM53 262H54V264H55V260H54ZM73 262H74V261H73ZM76 262H77V259H76ZM114 262H116V261H113V263H114ZM224 262H227V261H224ZM235 262H236V261H235ZM235 262H234L233 264H235ZM28 263H29V262H28ZM77 263H78V262H77ZM118 263H119V262H118ZM255 263H256V261H255ZM260 263H261V262H260ZM31 264H32V263H31ZM33 264H34V263H33ZM36 264H37V263H36ZM42 264H43V263H42ZM60 264H61V263H60ZM62 264H63V263H62ZM74 264H75V262H74ZM114 264H115V263H114ZM231 264H232V263H231ZM240 264H241V263H240ZM246 264H247V263H246ZM252 264H253V263H252Z\"/></svg>",
	"mask_w": 264,
	"mask_h": 264
}]
</instances>
